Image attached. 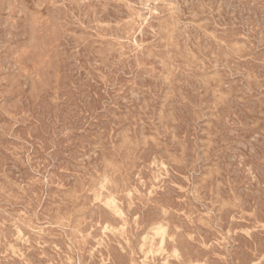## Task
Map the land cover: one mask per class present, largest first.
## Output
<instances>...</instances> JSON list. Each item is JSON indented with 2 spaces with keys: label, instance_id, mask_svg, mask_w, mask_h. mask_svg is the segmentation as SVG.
<instances>
[{
  "label": "rangeland",
  "instance_id": "rangeland-1",
  "mask_svg": "<svg viewBox=\"0 0 264 264\" xmlns=\"http://www.w3.org/2000/svg\"><path fill=\"white\" fill-rule=\"evenodd\" d=\"M65 1L69 2L70 5ZM135 2L139 6H137ZM66 3L68 4V6ZM125 13L128 14L129 17ZM211 13L212 15L213 14L214 15L212 16ZM182 14L184 15L182 16ZM97 15H99V18ZM139 15L141 16V18H139L140 17ZM117 21L118 22L120 21V23H118ZM114 22L115 23L117 22V23L115 24ZM109 24H111V26ZM105 25L108 27H106ZM104 27H106V31L108 33L105 31ZM200 28H201L200 31L196 30ZM184 31H186V33H184ZM132 32L135 33V35ZM140 32L142 33L139 34ZM126 34H128L129 37H127ZM191 34L193 36H191ZM206 34L209 37H206L207 36ZM116 35H118L119 37L118 36L116 37ZM124 36L127 38H125ZM221 37H223L224 39L223 38H222L223 40L220 39ZM126 44L129 47V49L126 46ZM159 44L161 46H159ZM157 47L159 48V50ZM111 48H114V49L111 50ZM161 48L164 50H162ZM167 50L169 51L167 52ZM128 51L129 52L132 51V53H129ZM162 51L164 52L161 53ZM144 54L146 57L144 56ZM118 55L119 56L121 55V57H119ZM204 56L206 57V59ZM123 57L127 59H124ZM120 60L122 61L119 62ZM146 60H148L149 62ZM123 61L126 63V66ZM138 63L140 64L138 65ZM263 63H264V0H243V1L242 0H161V1L160 0H155V1L154 0H144V1L143 0H140V1L139 0H132V1L131 0H86V1L84 0H80V1L79 0H59V1L58 0H0V149H1L0 152H2L0 154V179H1L0 181V208H1L0 215L1 213H5V214H2V216H4L5 218L0 216V228H1L0 230V240H1L0 241V244H1L0 245V251H1L0 252V260H1L0 264H11V263L18 264L19 262H21L20 264H45V263L46 264H58V263L59 264H67V263L68 264H90V263L92 264H105V263L106 264H118V263L119 264H134V263L136 264H152V263L153 264H165L166 263L167 264L168 261H169L168 264L169 263L170 264H174V263L175 264H183V263L185 264H188V263L189 264H199V263L200 264L201 263L202 264H215V262L216 264H219V263L220 264H244V263L249 264L250 262L251 264H258V263L263 264L264 263V238H263L264 237V234H263L264 233L263 231L264 222H262V220L264 221V218H263L264 217V205H263L264 204L263 202L264 201L263 199L264 198V175H263L264 174V69H263L264 64ZM256 64L257 66H255ZM227 66H229V68ZM250 67L251 69H248ZM141 68L142 69L144 68V69L142 70ZM166 68L168 70H165ZM114 69L116 72L114 71ZM220 69H223V70H220ZM225 71L226 72L228 71V72L225 73ZM177 73H180L181 75ZM186 73L187 75H185ZM190 76L192 79L190 78ZM64 77H67L68 80L67 78H64ZM139 77L140 79H138ZM141 78L143 82L141 81ZM68 82H71V83H68ZM129 82L131 83V85ZM65 85L66 87H63ZM185 85L186 87H184ZM45 86H46V89H45ZM189 88H191L190 89L191 91L189 90ZM61 89L62 90L64 89V91H62ZM147 89L148 90L150 89V90L148 91ZM47 90H50V92ZM66 91H70L71 93L66 92ZM193 92L194 93L199 92V93H196L195 95ZM69 93L70 95H68ZM100 93L102 94V96ZM123 93H126L127 96L126 94H123ZM89 95H92V96L90 97ZM154 95L158 98L154 97ZM100 97L101 98L104 97V98L101 99ZM46 98L48 100L47 101L48 103L46 102ZM136 98H137V102L135 100ZM97 99H99L100 101ZM73 100L76 103H74ZM95 100L97 103L94 102ZM192 100H194V102ZM49 102L51 103L49 104ZM129 102L130 103L133 102V103L130 104ZM23 103H24V106H23ZM92 103L94 107H92L93 106ZM175 103L178 106H176ZM182 104L187 105L186 107L188 109ZM95 107L97 108L95 109ZM126 107L128 108V110ZM177 109H179L180 113H178L179 111ZM171 110L173 111V113ZM110 111L112 112L110 113ZM220 112L221 114H219ZM127 116H129L130 118ZM138 117H139V120H138ZM18 119L21 120V123H20V120ZM181 120L182 122H180ZM43 122L45 124H43ZM220 122L221 123L223 122V123L221 124ZM40 123L42 124V126H39ZM138 123L140 125H138ZM143 124L144 126H142ZM139 127H141L142 129L141 128L139 129ZM33 128H36V129H33ZM162 132H163V135H162ZM118 133L120 136L121 135L122 136L120 137ZM20 136L23 138L21 139ZM116 136L118 137L116 138ZM38 137L40 138L36 140V138ZM5 139L8 141H6ZM25 139L26 140L28 139V140L25 141ZM13 141L16 143H13ZM32 142L33 144H31ZM45 143L47 145H45ZM150 144L152 146H149ZM1 146H3V148ZM127 147L129 148L130 151L128 150ZM38 148H39V151H37ZM147 149L148 150L151 149L150 150L151 152L148 151ZM155 149L156 150L158 149V150L156 151ZM26 152L27 153L29 152V153L27 154ZM108 152H111V153L108 154ZM159 152L161 154H159ZM40 153H41V156H40ZM149 154L150 155L152 154L151 157ZM32 155L35 157H33ZM16 157H18L19 159ZM100 157L102 159H100ZM86 158L88 160H86ZM243 159L245 162L243 161ZM41 160L43 161L41 162ZM125 160H128V161H125ZM249 161H251L252 163ZM158 163H161L159 164L161 165V167L157 165ZM12 164H14L12 166L14 169L11 167ZM138 164L140 165L137 166ZM44 165L45 167L46 166L47 167L45 168ZM63 165H66V166H63ZM247 165L249 168L247 167ZM175 166H177L178 168ZM77 167L78 168L80 167V168L77 169ZM8 168H10L11 170ZM40 169L41 171H38ZM143 169L144 170L147 169L146 170L147 172L144 171ZM81 170L82 171L85 170V172H82ZM114 170H117V171H114ZM156 170L160 172L158 173ZM182 171H185V173ZM154 172L156 173V175L153 174ZM69 173L71 174L69 175ZM97 173L100 174V177ZM106 175L108 177H106ZM114 175L116 176V178L114 177ZM146 175L150 178L146 177ZM259 176L261 177L259 178ZM56 178L57 179L60 178V179L57 180ZM104 178L105 179L107 178V179L104 180ZM164 178L166 179V181L168 180V182L164 181L165 180ZM115 179H117L119 182L116 181ZM147 179L148 180L150 179L151 181L150 180L148 181ZM2 180H3V183H2ZM22 181H23V184H22ZM72 181L74 182V184L72 183ZM136 181H137V184H136ZM171 181H173V183ZM41 183H44L45 187ZM256 183H257V186H256ZM224 184L226 185L224 186ZM115 185L116 186L118 185V187H116ZM74 186L77 187L76 189L78 190H76ZM90 187H92L91 191H89L91 189ZM203 187H206V188H203ZM115 188H119L120 191ZM212 189H214V191ZM257 189L259 191H257ZM107 191L111 193H108ZM179 193H180V197H179ZM254 193L256 195H254ZM166 194H167V197H166ZM214 194L215 196H213ZM27 195L28 197H26ZM226 195H228L229 197ZM86 196L88 197L86 198ZM193 197H195V199ZM68 198H69V201H68ZM139 198H141L142 201ZM153 198L155 200L156 199H159V200L155 201ZM149 199L151 200L150 202H149ZM111 200L115 201V205H112L110 203ZM252 200H254L252 202L253 204L251 203ZM165 202H166V205H165ZM185 202H187V204L189 205H187ZM132 203H135V204L132 205ZM125 205L128 207H126ZM136 206H138L139 208ZM40 207L42 208V210ZM193 207L195 209L197 208L196 211ZM94 209H96L95 212H94ZM97 209L99 210L97 211ZM168 209L170 210L166 212ZM118 210H120V212H118ZM154 210L157 214H155ZM156 210L159 212H157ZM89 211H91V213ZM231 211L234 212L235 215H233ZM227 212H228V215H227ZM86 213H87V216L84 215ZM148 214L149 215L151 214V215L149 216ZM171 214L173 215L175 214V215L173 216ZM46 215L47 216L49 215V216L47 217ZM145 215H147L146 217L148 219L145 217ZM118 216H119V219H118ZM227 216H228V219H227ZM126 217L127 219H125ZM143 217L146 219H144ZM63 218L66 220H64ZM84 218H87V219H84ZM114 218H117L119 221ZM224 218L227 220H225ZM173 219H174V222H173ZM18 220H20V222ZM146 220L147 221L149 220V221L147 222ZM179 220L181 221L182 224L179 222ZM131 221L133 224L130 223ZM139 221H141L142 223L141 222L139 223ZM183 221L184 222L186 221V222L184 223ZM222 221L224 223L226 222L227 225L226 224L223 225ZM2 223L4 226L2 225ZM169 223L170 224L172 223V226ZM178 223L181 225H179ZM19 224H20V227L22 226L21 228L19 227ZM246 224L247 225L249 224L250 226L249 225L247 226ZM43 225H45L46 227ZM212 225L215 227H213ZM9 226H10V229H9ZM23 226L26 227V229ZM158 226H162L163 229L157 230L156 228ZM194 226H196L197 229ZM222 226H224L225 228ZM5 228L8 231H6ZM184 228L185 229L188 228V230H184ZM64 230L65 232L63 234ZM219 230L223 233H221ZM16 231L18 234L15 233ZM188 231L189 232L191 231L190 234L188 233ZM9 232H11L12 234ZM91 232L93 233V235ZM182 232L184 233V236ZM32 233H34V235ZM94 233L96 235H94ZM107 233H110V235L111 234L112 235L110 236ZM191 233H193V235H191ZM8 234L9 235L11 234V236H7ZM136 234L137 236H135ZM219 234L220 235L222 234V235L220 236ZM66 236L69 239H66ZM131 236L133 239L131 238ZM21 237L22 238L24 237V239H22ZM31 237H32V240H31ZM142 237H143V240H141ZM8 238L14 244H10L11 242L9 241ZM59 238L62 240H60ZM179 238L181 239L179 240ZM100 239H101V242H100ZM122 239L125 242H123ZM206 239L208 241H205ZM229 239H231V242ZM37 240L39 241V244ZM196 240H198L200 243ZM246 242L248 243V245ZM21 243L23 245H21ZM83 243L85 245H83ZM100 243L103 244L104 246L101 245ZM2 246H5L6 248ZM15 247L17 250L15 249ZM182 247L184 249H182ZM32 248L34 249L32 250ZM109 248L111 249L109 250ZM192 248H195V250ZM240 248L241 249L243 248V249L241 250ZM22 249H26L27 251L23 252ZM35 249H37L39 252ZM48 249L50 250L48 251ZM124 249L127 254L124 251H122ZM127 249L129 251H127ZM166 249L167 250L169 249V250L167 251ZM179 249L181 250L179 251ZM221 249H222V252H218V251H221ZM79 250H81V252ZM101 250L102 251L104 250V251L102 252ZM188 250H190L191 253H189L190 251ZM36 251L38 254L35 253ZM114 251L117 253H115ZM10 252H12L13 255ZM121 252L123 253V255ZM206 252H209L210 254ZM253 252L256 253L257 256L253 255L254 254ZM119 253L121 255H119ZM141 253L142 255H140ZM199 253H202V255ZM203 253H204V256H203ZM18 254H19V257L17 256ZM53 255H56L55 258H53ZM177 255L179 256L177 257ZM186 255L188 258L186 257ZM122 256L123 257L126 256L127 258L126 257L123 258ZM208 256L209 258H207ZM112 257H115L116 260ZM171 257H173L174 259ZM199 257L202 260H200ZM150 258H151L150 260L151 263L149 262ZM159 258L160 259L162 258L160 261L161 263L159 262L160 260ZM185 258H187V260ZM219 258L222 260H220ZM23 259L25 262L22 261ZM43 259L47 261L45 260L43 261ZM37 260H39L40 262ZM122 260L124 261L122 262ZM238 260H241V261H238ZM2 261L3 262L5 261V263H3ZM237 261L240 263H238ZM229 262H232V263H229Z\"/></svg>",
  "mask_w": 264,
  "mask_h": 264
},
{
  "label": "bare ground",
  "instance_id": "bare-ground-1",
  "mask_svg": "<svg viewBox=\"0 0 264 264\" xmlns=\"http://www.w3.org/2000/svg\"><path fill=\"white\" fill-rule=\"evenodd\" d=\"M58 1H59V0H58ZM79 1H80V0H79ZM84 1H86V0H84ZM131 1H132V0H131ZM139 1H140V0H139ZM143 1H144V0H143ZM154 1H155V0H154ZM160 1H161V0H160ZM242 1H243V0H242ZM65 2H67V1H65ZM128 2H129V1H128ZM54 3H55V2H54ZM67 3L69 4V2H67ZM67 3H66V4H67ZM70 3H71V2H70ZM72 3H73V2H72ZM93 3H94V2H93ZM140 3H142V2H140ZM145 3H146V1H145ZM153 3H154V2H153ZM160 3H161V2H160ZM171 3H172V2H171ZM177 3H178V2H177ZM39 4H40V3H39ZM68 4H67V6H68ZM73 4H74V3H73ZM135 4H136V2H135ZM256 4H257V3H256ZM69 5H70V4H69ZM124 5H125V4H124ZM136 5H137V4H136ZM254 5H255V4H254ZM254 5H253V6H254ZM41 6H42V5H41ZM137 6H139V5H137ZM145 6H146V5H145ZM170 6H171V5H170ZM175 6H176V5H175ZM178 7H179V6H178ZM125 8H126V7H125ZM130 8H131V7H130ZM149 8H150V7H149ZM135 9H136V8H135ZM150 9H151V8H150ZM154 9H155V8H154ZM72 10H73V9H72ZM89 10H90V8H89ZM128 10H129V9H128ZM136 10H137V9H136ZM173 10H174V9H173ZM91 11H92V10H91ZM132 11H133V10H132ZM147 11H148V10H147ZM158 11H159V10H158ZM174 11H175V10H174ZM179 11H180V10H179ZM73 12H74V11H73ZM75 12H76V11H75ZM134 12H135V11H134ZM134 12H133V13H134ZM139 12H140V11H139ZM141 12H142V11H141ZM162 12H163V10H162ZM167 12H168V11H167ZM176 12H177V11H176ZM209 12H210V11H209ZM127 13H128V12H127ZM164 13H165V12H164ZM181 13H182V12H181ZM72 14H73V13H72ZM125 14H126V13H125ZM89 15H90V13H89ZM126 15L128 16V14H126ZM129 15H130V14H129ZM132 15H133V14H132ZM132 15H131V16H132ZM142 15H143V13H142ZM146 15H147V14H146ZM149 15H150V14H149ZM183 15H184V14H182V16H183ZM211 15H212V13H211ZM211 15H210V16H211ZM213 15H214V14H213ZM213 15H212V16H213ZM87 16H88V15H87ZM97 16H98V18H99V15H97ZM127 16H126V17H127ZM139 16H140V15H139ZM163 16H164V15H163ZM165 16H166V15H165ZM212 16H211V17H212ZM106 17H107V16H106ZM128 17H129V16H128ZM174 17H175V16H174ZM91 18H92V17H91ZM102 18H103V17H102ZM139 18H141V16H140ZM139 18H138V19H139ZM207 18H208V17H207ZM212 18H213V17H212ZM76 19H77V18H76ZM78 19H79V18H78ZM89 19H90V18H89ZM128 19H129V18H128ZM171 19H172V18H171ZM176 19H177V18H176ZM213 19H214V18H213ZM90 20H91V19H90ZM101 20H102V19H101ZM177 20H178V19H177ZM210 20H211V19H210ZM220 20H221V19H220ZM140 21H141V19H140ZM145 21H146V20H145ZM217 21H218V20H217ZM222 21H223V20H222ZM222 21H221V22H222ZM117 22H118V21H117ZM117 22H116V23H117ZM174 22H176V21H174ZM114 23H115V22H114ZM114 23H112V24H114ZM116 23H115V24H116ZM118 23H120V21H119ZM135 23H136V22H135ZM145 23H146V22H145ZM182 23H183V22H182ZM184 23H185V22H184ZM93 24H94V23H93ZM100 24H101V22H100ZM102 24H103V23H102ZM173 24H174V23H173ZM211 24H212V23H211ZM219 24H220V22H219ZM98 25H99V24H98ZM109 25L111 26V24H109ZM117 25H119V24H117ZM117 25H115V26H117ZM214 25H215V24H214ZM221 25H222V24H221ZM83 26H84V25H83ZM105 26H106V25H105ZM115 26H114V27H115ZM125 26H126V25H125ZM136 26H137V25H136ZM145 26H146V25H145ZM178 26H179V25H178ZM178 26H177V27H178ZM222 26H223V25H222ZM106 27H108V26H106ZM106 27H104V28H105V31H106ZM173 27H174V26H173ZM215 27H216V26H215ZM91 28H92V27H91ZM94 28H95V27H94ZM97 28H98V27H97ZM97 28H96V29H97ZM102 28H103V27H102ZM119 28H120V26H119ZM122 28H123V27H122ZM133 28H134V27H133ZM185 28H186V27H185ZM196 28H197V26H196ZM213 28H214V27H213ZM109 29H110V28H109ZM115 29H116V28H115ZM190 29H191V28H190ZM190 29H189V31H190ZM205 29H206V28H205ZM93 30H94V29H93ZM102 30H103V29H102ZM123 30H124V29H123ZM132 30H133V29H132ZM155 30H157V29H155ZM174 30H175V29H174ZM176 30H177V29H176ZM196 30H199V31H200L201 28H200V29H196ZM203 30H204V29H203ZM203 30H202V31H203ZM208 30H209V29H208ZM220 30H221V29H220ZM112 31H113V30H112ZM126 31H127V29H126ZM158 31H159V30H158ZM181 31H182V30H181ZM213 31H214V30H213ZM106 32H107V31H106ZM115 32H116V30H115ZM120 32H121V31H120ZM102 33H103V32H102ZM107 33H108V32H107ZM128 33H129V32H128ZM132 33H133V32H132ZM141 33H142V32H140L139 34H141ZM146 33H147V32H146ZM146 33H145V34H146ZM148 33H149V32H148ZM184 33H186V31H184ZM191 33H192V31H191ZM133 34L135 35V33H133ZM143 34H144V33H143ZM174 34H175V33H174ZM109 35H110V34H109ZM126 35H127V37H129L128 34H126ZM130 35H131V34H130ZM146 35H147V34H146ZM146 35H144V36H146ZM157 35H158V34H157ZM196 35H197V34H196ZM199 35H200V34H199ZM206 35H207V34H206ZM241 35H242V34H241ZM241 35H240V36H241ZM105 36H106V35H105ZM114 36H115V34H114ZM117 36H118V35H116V37H117ZM120 36H121V35H120ZM149 36H150V35H149ZM178 36H179V35H178ZM191 36H193V35L191 34ZM212 36H213V35H212ZM220 36H221V35H220ZM118 37H119V36H118ZM121 37H122V36H121ZM124 37H125V36H124ZM127 37H125V38H127ZM135 37H136V36H135ZM157 37H158V36H157ZM206 37H209V36L207 35ZM245 37H246V36H245ZM106 38H107V37H106ZM130 38H131V37H130ZM150 38H151V37H150ZM186 38H187V37H186ZM222 38H223V37H221L220 39H222ZM120 39H121V38H120ZM120 39H119V40H120ZM140 39H141V38H140ZM151 39H152V38H151ZM182 39H183V38H182ZM192 39H193V38H192ZM223 39H224V38H223ZM223 39H222V40H223ZM135 40H136V39H135ZM175 40H176V39H175ZM217 40H218V39H217ZM111 41H112V40H111ZM138 41H140V40H138ZM198 41H200V40H198ZM103 42H105V41H103ZM119 42H120V41H119ZM135 42H136V41H135ZM222 42H223V41H222ZM222 42H221V43H222ZM111 43H112V42H111ZM116 43H117V42H116ZM120 43H121V42H120ZM120 43H119V44H120ZM122 43H123V42H122ZM127 43H128V42H127ZM143 43H144V42H143ZM183 43H184V42H183ZM207 43H208V42H207ZM214 43H215V42H214ZM226 43H227V42H226ZM228 43H229V41H228ZM139 44H140V43H139ZM201 44H202V43H201ZM208 44H209V43H208ZM131 45H132V44H131ZM184 45H185V44H184ZM186 45H187V43H186ZM191 45H192V44H191ZM196 45H197V44H196ZM221 45H222V44H221ZM109 46H110V45H109ZM126 46H127V44H126ZM156 46H157V45H156ZM159 46H161V45L159 44ZM244 46H245V45H244ZM119 47H120V46H119ZM124 47H125V46H124ZM127 47H128V46H127ZM162 47H163V45H162ZM169 47H171V46H169ZM172 47H173V45H172ZM176 47H178V46H176ZM200 47H201V46H200ZM140 48H141V47H140ZM154 48H155V46H154ZM157 48H158V47H157ZM165 48H166V47H165ZM216 48H217V47H216ZM104 49H106V48H104ZM113 49H114V48H111V50H113ZM128 49H129V47H128ZM161 49H162V48H161ZM228 49H229V47H228ZM158 50H159V48H158ZM162 50H164V49H162ZM165 50H166V49H165ZM188 50H189V49H188ZM197 50H198V49H197ZM105 51H106V50H105ZM122 51H123V50H122ZM168 51H169V50H167V52H168ZM112 52H114V51H112ZM125 52H126V51H125ZM128 52H129V51H128ZM138 52H139V51H138ZM146 52H147V51H146ZM163 52H164V51H162L161 53H163ZM194 52H195V50H194ZM204 52H205V51H204ZM215 52H216V51H215ZM228 52H229V51H228ZM230 52H231V51H230ZM129 53H132V51L129 52ZM155 53H156V52H155ZM186 53H187V52H186ZM191 53H192V51H191ZM141 54H142V53H141ZM170 54H171V52H170ZM183 54H184V53H183ZM193 54H194V53H193ZM193 54H192V55H193ZM196 54H197V53H196ZM204 54H205V53H204ZM228 54H230V53H228ZM111 55H112V54H111ZM121 55H122V54H121ZM121 55H120V56L118 55V56L121 57ZM142 55H143V54H142ZM148 55H149V54H148ZM154 55H155V54H154ZM160 55H161V54H160ZM232 55H233V54H232ZM144 56H145V54H144ZM149 56H150V55H149ZM149 56H148V57H149ZM158 56H159V54H158ZM164 56H165V55H164ZM166 56H167V55H166ZM171 56H172V55H171ZM195 56H196V55H195ZM236 56H237V55H236ZM112 57H113V56H112ZM126 57H127V56H126ZM138 57H139V56H138ZM142 57H143V56H142ZM145 57H146V56H145ZM151 57H152V55H151ZM162 57H163V55H162ZM204 57H205V56H204ZM116 58H117V57H116ZM123 58H124V59H127V58H125V57H123ZM139 58H140V57H139ZM159 58H160V57H159ZM165 58H166V57H165ZM218 58H219V57H218ZM141 59H142V58H141ZM150 59H151V58H150ZM166 59H167V58H166ZM205 59H206V57H205ZM228 59H229V58H228ZM155 60H156V59H155ZM171 60H172V59H171ZM218 60H219V59H218ZM232 60H233V59H232ZM243 60H245V59H243ZM249 60H250V59H249ZM251 60H252V59H251ZM121 61H122V60H120L119 62H121ZM124 61H125V60H124ZM124 61H123V62H124ZM126 61H128V60H126ZM130 61H131V60H130ZM132 61H133V60H132ZM146 61H148V60H146ZM153 61H154V59H153ZM157 61H158V60H157ZM157 61H156V62H157ZM164 61H165V60H164ZM230 61H231V60H230ZM240 61H241V60H240ZM252 61H253V60H252ZM117 62H118V61H117ZM117 62H116V63H117ZM119 62H118V63H119ZM135 62H136V61H135ZM138 62H139V61H138ZM148 62H149V61H148ZM167 62H168V61H167ZM178 62H179V61H178ZM202 62H203V61H202ZM244 62H245V61H244ZM244 62H243V63H244ZM116 63H115V65H116ZM118 63H117V64H118ZM124 63H125V62H124ZM152 63H153V62H152ZM164 63H165V62H164ZM182 63H183V62H182ZM122 64H123V63H122ZM133 64H134V63H133ZM139 64H140V63H138V65H139ZM157 64H158V63H157ZM166 64H167V63H166ZM180 64H181V63H180ZM253 64H254V63H253ZM258 64H259V63H258ZM263 64H264V63H263ZM108 65H109V64H108ZM118 65H119V64H118ZM123 65H124V64H123ZM129 65H130V63H129ZM134 65H135V64H134ZM154 65H155V64H154ZM158 65H159V64H158ZM175 65H176V64H175ZM175 65H174V66H175ZM181 65H182V64H181ZM251 65H252V64H251ZM125 66H126V63H125ZM160 66H161V65H160ZM167 66H168V65H167ZM178 66H179V65H178ZM178 66H177V67H178ZM199 66H200V65H199ZM202 66H203V65H202ZM255 66H257V64H256ZM136 67H137V66H136ZM139 67H140V66H139ZM142 67H143V66H142ZM161 67H162V66H161ZM172 67H173V66H172ZM182 67H184V66H182ZM227 67L229 68V66H227ZM227 67H226V68H227ZM247 67H248V66H247ZM95 68H96V67H95ZM111 68H112V67H111ZM116 68H118V67H116ZM146 68H147V67H146ZM162 68H163V67H162ZM180 68H181V67H180ZM184 68H186V67H184ZM203 68H204V67H203ZM232 68H233V67H232ZM101 69H102V68H101ZM103 69H104V68H103ZM136 69H137V68H136ZM141 69H142V68H141ZM143 69H144V68H143ZM143 69H142V70H143ZM148 69H149V68H148ZM160 69H161V68H160ZM204 69H205V68H204ZM224 69H225V68H224ZM246 69H247V68H246ZM246 69H245V70H246ZM248 69H251V67L248 68ZM263 69H264V68H263ZM105 70H106V69H105ZM129 70H130V69H129ZM134 70H135V69H134ZM165 70H168V69L166 68ZM178 70H179V69H178ZM220 70H223V69H220ZM230 70H231V69H230ZM64 71H65V70H64ZM109 71H110V70H109ZM114 71H115V69H114ZM131 71H132V70H131ZM157 71H158V70H157ZM200 71H201V70H200ZM250 71H251V70H250ZM60 72H61V71H60ZM95 72H96V71H95ZM112 72H113V71H112ZM115 72H116V71H115ZM137 72H138V71H137ZM141 72H142V71H141ZM166 72H167V71H166ZM179 72H180V71H179ZM183 72H184V71H183ZM227 72H228V71H227ZM227 72L225 71V73H227ZM229 72H230V71H229ZM256 72H257V71H256ZM259 72H260V71H259ZM261 72H263V71H261ZM110 73H111V72H110ZM113 73H114V72H113ZM127 73H128V72H127ZM131 73H132V72H131ZM156 73H157V72H156ZM168 73H169V72H168ZM212 73H213V71H212ZM61 74H62V73H61ZM66 74H67V73H66ZM97 74H98V73H97ZM108 74H109V73H108ZM134 74H136V73H134ZM139 74H141V73H139ZM143 74H144V73H143ZM165 74H166V73H165ZM177 74H180V73H177ZM183 74H184V73H183ZM188 74H189V73H188ZM205 74H207V73H205ZM137 75H138V74H137ZM168 75H169V74H168ZM168 75H167V76H168ZM180 75H181V74H180ZM180 75H179V76H180ZM185 75H187V73H186ZM210 75H211V74H210ZM62 76H63V75H62ZM62 76H61V77H62ZM128 76H129V75H128ZM138 76H139V75H138ZM143 76H144V75H143ZM183 76H184V75H183ZM191 76H192V75H191ZM191 76H190V78H191ZM92 77H93V76H92ZM98 77H99V76H98ZM176 77H177V76H176ZM181 77H182V76H181ZM195 77H196V76H195ZM199 77H200V76H199ZM64 78H67V77H64ZM95 78H96V76H95ZM111 78H112V77H111ZM111 78H110V79H111ZM144 78H145V77H144ZM193 78H194V77H193ZM202 78H203V77H202ZM257 78H258V77H257ZM26 79H27V78H26ZM90 79H91V78H90ZM97 79H98V78H97ZM110 79H109V80H110ZM125 79H126V78H125ZM135 79H136V78H135ZM138 79H140V77H139ZM176 79H177V78H176ZM178 79H179V78H178ZM188 79H189V78H188ZM188 79H187V80H188ZM191 79H192V78H191ZM67 80H68V78H67ZM88 80H89V79H88ZM151 80H152V79H151ZM197 80H199V79H197ZM207 80H208V78H207ZM112 81H113V80H112ZM132 81H133V80H132ZM141 81H142V78H141ZM178 81H179V80H178ZM180 81H181V80H180ZM200 81H201V80H200ZM142 82H143V81H142ZM145 82H146V81H145ZM202 82H203V81H202ZM224 82H225V81H224ZM48 83H49V82H48ZM68 83H71V82H68ZM106 83H108V82H106ZM118 83H119V82H118ZM125 83H126V82H125ZM129 83H130V82H129ZM154 83H155V81H154ZM177 83H178V82H177ZM182 83H183V82H182ZM184 83H185V82H184ZM189 83H190V82H189ZM204 83H205V82H204ZM206 83H207V82H206ZM91 84H92V83H91ZM91 84H90V86H91ZM95 84H96V83H95ZM126 84H127V83H126ZM162 84H163V82H162ZM195 84H196V83H195ZM50 85H52V84H50ZM61 85H62V84H61ZM63 85H64V84H63ZM92 85H93V84H92ZM96 85H97V84H96ZM130 85H131V83H130ZM183 85H184V84H183ZM187 85H188V84H187ZM196 85H197V84H196ZM70 86H71V85H70ZM73 86H74V85H73ZM142 86H143V85H142ZM153 86H155V85H153ZM179 86H180V85H179ZM198 86H199V85H198ZM59 87H61V86H59ZM63 87H66V85L63 86ZM63 87H62V88H63ZM93 87H94V86H93ZM124 87H125V86H124ZM129 87H130V86H129ZM184 87H186V85H185ZM192 87H193V86H192ZM194 87H195V86H194ZM121 88H122V87H121ZM134 88H135V87H134ZM147 88H148V87H147ZM154 88H155V87H154ZM157 88H158V87H157ZM181 88H182V87H181ZM45 89H46V86H45ZM73 89H74V88H73ZM92 89H93V88H92ZM97 89H98V87H97ZM105 89H106V88H105ZM142 89H143V87H142ZM151 89H153V88H151ZM169 89H170V88H169ZM187 89H188V88H187ZM190 89H191V88H189V90H190ZM198 89H199V88H198ZM198 89H197V90H198ZM228 89H229V88H228ZM61 90H62V89H61ZM147 90H148V89H147ZM149 90H150V89H149ZM149 90H148V91H149ZM167 90H168V89H167ZM199 90H200V89H199ZM47 91L50 92V90H47ZM62 91H64V89H63ZM78 91H79V90H78ZM90 91H91V90H90ZM102 91H103V90H102ZM104 91H105V90H104ZM126 91H127V90H126ZM156 91H157V90H156ZM156 91H155V93H156ZM168 91H169V90H168ZM181 91H182V90H181ZM190 91H191V90H190ZM66 92H70V91H66ZM95 92H96V91H95ZM120 92H121V91H120ZM199 92H200V91H199ZM199 92H195V93L193 92V93L196 95V93H199ZM43 93H44V92H43ZM61 93H62V92H61ZM64 93H65V92H64ZM64 93H63V94H64ZM70 93H71V92H70ZM70 93H69L68 95H70ZM73 93H74V92H73ZM93 93H94V92H93ZM103 93H104V92H103ZM159 93H160V92H159ZM185 93H186V92H185ZM230 93H231V92H230ZM47 94H48V93H47ZM66 94H67V93H66ZM98 94H99V93H98ZM98 94H97V95H98ZM100 94H101V93H100ZM123 94H126V93H123ZM130 94H131V93H130ZM142 94H143V93H142ZM145 94H146V92H145ZM147 94H148V93H147ZM97 95H96V96H97ZM103 95H104V94H103ZM148 95H149V94H148ZM151 95H152V94H151ZM155 95H156V94H155ZM155 95H154V97H156ZM158 95H159V94H158ZM174 95H175V94H174ZM185 95H186V94H185ZM197 95H198V94H197ZM230 95H231V94H230ZM55 96H56V95H55ZM89 96L91 97L92 95H89ZM94 96H95V95H94ZM101 96H102V94H101ZM126 96H127V94H126ZM140 96H141V95H140ZM179 96H180V95H179ZM198 96H199V95H198ZM59 97H60V96H59ZM71 97H72V96H71ZM75 97H76V96H75ZM81 97H82V96H81ZM98 97H99V96H98ZM104 97H106V96H104ZM104 97H103V98H104ZM114 97H115V96H114ZM130 97H131V96H130ZM142 97H143V96H142ZM147 97H148V96H147ZM149 97H150V96H149ZM154 97H153V98H154ZM176 97H177V96H176ZM200 97H201V96H200ZM62 98H63V97H62ZM69 98H70V96H69ZM77 98H78V97H77ZM100 98H101V97H100ZM103 98H101V99H103ZM156 98H158V97H156ZM191 98H192V97H191ZM213 98H214V97H213ZM93 99H94V98H93ZM113 99H114V98H113ZM113 99H112V100H113ZM116 99H117V98H116ZM131 99H132V98H131ZM138 99H139V98H138ZM143 99H144V98H143ZM185 99H186V98H185ZM229 99H230V98H229ZM65 100H66V99H65ZM67 100H68V99H67ZM81 100H82V99H81ZM97 100H99V99H97ZM135 100H136V102H137V98H136ZM155 100H156V99H155ZM211 100H212V98H211ZM47 101H48V100H47V98H46V102H47ZM99 101H100V100H99ZM121 101H122V100H121ZM127 101H128V100H127ZM146 101H147V100H146ZM153 101H154V99H153ZM183 101H185V100H183ZM192 101L194 102V100H192ZM196 101H197V100H196ZM233 101H234V100H233ZM246 101H247V100H246ZM29 102H30V101H29ZM44 102H45V101H44ZM46 102H45V103H46ZM69 102H70V101H69ZM73 102H74V100H73ZM87 102H88V101H87ZM94 102L97 103L96 100H95ZM94 102H93V103H94ZM116 102H117V101H116ZM130 102H131V101H130ZM130 102H129V103H130ZM148 102H149V101H148ZM176 102H177V101H176ZM179 102H180V101H179ZM193 102H192V103H193ZM24 103H25V102H24ZM24 103H23V106H24ZM47 103H48V102H47ZM50 103H51V102H49V104H50ZM64 103H65V102H64ZM74 103H76V102H74ZM74 103H72V104H74ZM93 103H92V105H93ZM95 103H94V104H95ZM126 103H127V102H126ZM132 103H133V102H132ZM132 103H130V104H132ZM152 103H153V102H152ZM163 103H165V102H163ZM197 103H198V102H197ZM67 104H69V103H67ZM86 104H87V103H86ZM186 104H187V103H186ZM228 104H229V103H228ZM243 104H244V103H243ZM25 105H26V104H25ZM88 105H89V104H88ZM88 105H87V107H88ZM92 105H91V106H92ZM112 105H113V104H112ZM135 105H136V104H135ZM150 105H151V104H150ZM155 105H156V104H155ZM175 105H176V103H175ZM182 105H184L185 107L187 106V105H185V104H182ZM222 105H223V104H222ZM232 105H233V104H232ZM46 106H47V104H46ZM49 106H50V105H49ZM77 106H78V105H77ZM85 106H86V105H85ZM99 106H101V105H99ZM123 106H124V105H123ZM132 106H133V105H132ZM132 106H131V107H132ZM176 106H178V105H176ZM223 106H224V105H223ZM237 106H238V105H237ZM27 107H28V106H27ZM50 107H51V106H50ZM87 107H86V108H87ZM92 107H94V105H93ZM116 107H117V106H116ZM119 107H120V106H119ZM131 107H129V108H131ZM134 107H135V106H134ZM134 107H133V108H134ZM146 107H147V106H146ZM170 107H171V106H170ZM180 107H181V106H180ZM180 107H179V108H180ZM182 107H183V106H182ZM185 107H184V108H185ZM221 107H222V106H221ZM23 108H24V107H23ZM74 108H75V107H74ZM82 108H83V107H82ZM96 108H97V107H95V109H96ZM110 108H111V107H110ZM117 108H118V107H117ZM126 108H127V107H126ZM186 108H187V107H186ZM227 108H228V107H227ZM75 109H76V108H75ZM108 109H109V108H108ZM115 109H116V108H115ZM136 109H137V108H136ZM136 109H135V111H136ZM161 109H162V108H161ZM163 109H164V108H163ZM175 109H176V108H175ZM175 109H174V110H175ZM187 109H188V108H187ZM201 109H202V108H201ZM229 109H230V108H229ZM236 109H237V108H236ZM240 109H241V108H240ZM244 109H245V108H244ZM249 109H250V108H249ZM78 110H79V109H78ZM88 110H89V109H88ZM90 110H91V109H90ZM127 110H128V108H127ZM147 110H148V109H147ZM177 110L179 111V109H177ZM177 110H176V111H177ZM184 110H185V109H184ZM17 111H18V110H17ZM20 111H21V110H20ZM85 111H86V110H85ZM92 111H93V110H92ZM118 111H119V110H118ZM120 111H121V110H120ZM123 111H124V110H123ZM171 111H172V110H171ZM187 111H188V110H187ZM220 111H221V110H220ZM227 111H228V110H227ZM230 111H231V110H230ZM232 111H233V110H232ZM28 112H29V111H28ZM31 112H32V111H31ZM76 112H78V111H76ZM93 112H94V111H93ZM111 112H112V111H110V113H111ZM125 112H126V111H125ZM129 112H130V111H129ZM140 112H141V111H140ZM142 112H143V111H142ZM222 112H223V111H222ZM224 112H225V111H224ZM20 113H21V112H20ZM26 113H27V112H26ZM74 113H75V112H74ZM86 113H87V112H86ZM131 113H132V112H131ZM172 113H173V111H172ZM174 113H175V112H174ZM178 113H180V111H179ZM188 113H189V112H188ZM191 113H192V112H191ZM226 113H227V112H226ZM28 114H29V113H28ZM78 114H79V113H78ZM107 114H108V113H107ZM122 114H123V113H122ZM141 114H142V113H141ZM146 114H147V113H146ZM192 114H193V113H192ZM219 114H221V112H220ZM87 115H88V114H87ZM118 115H119V114H118ZM131 115H132V114H131ZM174 115H175V114H174ZM179 115H180V114H179ZM185 115H186V114H185ZM187 115H188V114H187ZM215 115H216V114H215ZM223 115H224V114H223ZM226 115H227V114H226ZM233 115H234V114H233ZM27 116H28V115H27ZM105 116H107V115H105ZM110 116H111V115H110ZM140 116H141V115H140ZM140 116H139V117H140ZM148 116H149V114H148ZM175 116H176V115H175ZM220 116H221V115H220ZM229 116H230V115H229ZM231 116H232V115H231ZM23 117H24V116H23ZM23 117H22V118H23ZM36 117H37V116H36ZM108 117H109V116H108ZM115 117H116V116H115ZM118 117H119V116H118ZM127 117H129V116H127ZM139 117H138V120H139ZM142 117H143V116H142ZM145 117H146V116H145ZM155 117H156V116H155ZM236 117H237V116H236ZM242 117H243V116H242ZM22 118H21V119H22ZM24 118H25V117H24ZM26 118H27V117H26ZM84 118H85V117H84ZM110 118H111V117H110ZM125 118H126V117H125ZM129 118H130V117H129ZM143 118H144V117H143ZM190 118H192V117H190ZM223 118H224V117H223ZM223 118H222V119H223ZM39 119H40V118H39ZM108 119H109V118H108ZM118 119H119V118H118ZM176 119H177V118H176ZM181 119H182V118H181ZM185 119H186V118H185ZM234 119H235V118H234ZM18 120H20V119H18ZM25 120H26V119H25ZM25 120H24V121H25ZM122 120H123V119H122ZM141 120H142V119H141ZM141 120H140V121H141ZM155 120H156V119H155ZM163 120H164V119H163ZM179 120H180V119H179ZM220 120H221V119H220ZM237 120H238V119H237ZM237 120H236V121H237ZM35 121H36V120H35ZM39 121H40V120H39ZM43 121H44V120H43ZM130 121H131V120H130ZM148 121H150V120H148ZM168 121H169V120H168ZM168 121H167V122H168ZM183 121H184V120H183ZM226 121H228V120H226ZM226 121H225V122H226ZM238 121H239V120H238ZM241 121H243V120H241ZM37 122H38V121H37ZM41 122H42V121H41ZM108 122H109V121H108ZM114 122H115V121H114ZM123 122H124V121H123ZM131 122H132V121H131ZM144 122H145V121H144ZM152 122H153V121H152ZM156 122H157V121H156ZM156 122H155V123H156ZM177 122H178V121H177ZM180 122H182V120H181ZM194 122H195V121H194ZM196 122H197V121H196ZM20 123H21V120H20ZM28 123H29V122H28ZM32 123H33V122H32ZM142 123H143V121H142ZM214 123H215V122H214ZM220 123H221V122H220ZM222 123H223V122H222ZM222 123H221V124H222ZM229 123H230V122H229ZM238 123H239V122H238ZM23 124H24V123H23ZM43 124H45V123L43 122ZM108 124H109V123H108ZM108 124H107V125H108ZM111 124H112V123H111ZM124 124H125V123H124ZM128 124H129V123H128ZM128 124H127V125H128ZM145 124H146V123H145ZM159 124H160V123H159ZM177 124H178V123H177ZM181 124H182V123H181ZM28 125H29V124H28ZM127 125H126V126H127ZM138 125H140V124L138 123ZM148 125H149V124H148ZM148 125H147V126H148ZM152 125H153V124H152ZM162 125H163V124H162ZM174 125H175V124H174ZM189 125H190V124H189ZM215 125H216V124H215ZM227 125H228V124H227ZM237 125H238V124H237ZM251 125H253V124H251ZM35 126H36V125H35ZM37 126H38V125H37ZM39 126H42V124L40 123ZM43 126H44V125H43ZM46 126H47V125H46ZM103 126H104V125H103ZM119 126H120V125H119ZM142 126H144V124H143ZM142 126H141V127H142ZM160 126H161V125H160ZM178 126H179V125H178ZM220 126H221V125H220ZM21 127H22V126H21ZM28 127H29V126H28ZM28 127H27V128H28ZM113 127H114V126H113ZM116 127H117V126H116ZM128 127H129V126H128ZM130 127H131V125H130ZM130 127H129V128H130ZM141 127H139V129H140ZM150 127H152V126H150ZM180 127H181V126H180ZM194 127H195V125H194ZM194 127H193V129H194ZM228 127H229V126H228ZM232 127H233V126H232ZM36 128H37V127H36ZM36 128H33V129H36ZM41 128H42V127H41ZM43 128H45V127H43ZM110 128H111V127H110ZM121 128H122V127H121ZM161 128H162V127H161ZM173 128H175V127H173ZM210 128H211V127H210ZM220 128H221V127H220ZM226 128H227V127H226ZM21 129H22V128H21ZM21 129H20V130H21ZM23 129H24V128H23ZM104 129H105V128H104ZM123 129H124V128H123ZM126 129H127V128H126ZM141 129H142V128H141ZM162 129H163V128H162ZM162 129H161V130H162ZM178 129H179V127H178ZM211 129H212V128H211ZM222 129H223V128H222ZM31 130H32V128H31ZM38 130H39V129H38ZM44 130H45V129H44ZM145 130H146V129H145ZM176 130H177V129H176ZM191 130H192V129H191ZM218 130H219V129H218ZM227 130H228V129H227ZM122 131H123V130H122ZM130 131H131V130H130ZM141 131H142V130H141ZM167 131H168V130H167ZM210 131H211V130H210ZM220 131H221V130H220ZM261 131H262V130H261ZM24 132H25V131H24ZM29 132H30V131H29ZM109 132H110V131H109ZM116 132H117V131H116ZM128 132H129V131H128ZM132 132H133V131H132ZM132 132H131V133H132ZM136 132H137V131H136ZM160 132H161V131H160ZM174 132H175V131H174ZM182 132H183V131H182ZM185 132H186V131H185ZM228 132H229V131H228ZM256 132H257V131H256ZM26 133H27V131H26ZM26 133H25V134H26ZM104 133H105V132H104ZM107 133H108V131H107ZM111 133H112V132H111ZM138 133H139V132H138ZM141 133H142V132H141ZM152 133H153V132H152ZM188 133H189V132H188ZM217 133H218V132H217ZM32 134H33V133H32ZM35 134H36V133H35ZM129 134H130V133H129ZM129 134H128V135H129ZM132 134H133V133H132ZM164 134H165V133H164ZM186 134H187V133H186ZM226 134H227V133H226ZM21 135H23V134H21ZM30 135H31V134H30ZM42 135H44V134H42ZM118 135H119V133H118ZM123 135H124V133H123ZM136 135H137V134H136ZM162 135H163V132H162ZM189 135H190V134H189ZM37 136H38V135H37ZM46 136H47V135H46ZM119 136H120V135H119ZM121 136H122V135H121ZM121 136H120V137H121ZM129 136H130V135H129ZM139 136H140V135H139ZM141 136H142V135H141ZM143 136H144V135H143ZM164 136H166V135H164ZM226 136H227V135H226ZM18 137H19V136H18ZM20 137H21V136H20ZM27 137H28V136H27ZM35 137H36V136H35ZM117 137H118V136H116V138H117ZM133 137H134V136H133ZM176 137H177V136H176ZM259 137H260V136H259ZM22 138H23V137H21V139H22ZM28 138H29V137H28ZM32 138H33V136H32ZM39 138H40V137L36 138V140L39 139ZM105 138H106V137H105ZM113 138H114V137H113ZM113 138H112V140H113ZM129 138H130V137H129ZM141 138H142V137H141ZM191 138H192V137H191ZM235 138H236V137H235ZM260 138H261V137H260ZM21 139H19V140H21ZM29 139H30V138H29ZM41 139H42V137H41ZM45 139H46V137H45ZM108 139H109V138H108ZM240 139H241V138H240ZM5 140H6V139H5ZM17 140H18V139H17ZM27 140H28V139H27ZM27 140L25 139V141H27ZM43 140H44V139H43ZM112 140H111V141H112ZM191 140H192V139H191ZM6 141H8V140H6ZM15 141H16V140H15ZM22 141H23V140H22ZM41 141H42V140H41ZM115 141H116V140H115ZM161 141H162V140H161ZM163 141H164V140H163ZM193 141H194V140H193ZM11 142H12V141H11ZM11 142H10V143H11ZM28 142H29V141H28ZM36 142H37V141H36ZM118 142H119V141H118ZM252 142H253V141H252ZM13 143H16V142L13 141ZM41 143H42V142H41ZM46 143H47V142H46ZM46 143H45V145H47ZM152 143H153V142H152ZM188 143H189V142H188ZM31 144H33V142H32ZM36 144H37V143H36ZM39 144H40V143H39ZM256 144H257V143H256ZM4 145H5V144H4ZM12 145H13V144H12ZM17 145H18V144H17ZM19 145H20V144H19ZM42 145H43V144H42ZM141 145H142V144H141ZM234 145H236V144H234ZM6 146H8V145H6ZM127 146H128V145H127ZM133 146H134V145H133ZM149 146H152V145L150 144ZM237 146H238V145H237ZM258 146H259V145H258ZM1 147L3 148V146H1ZM19 147H20V146H19ZM228 147H230V146H228ZM234 147H235V146H234ZM248 147H249V145H248ZM248 147H247V148H248ZM127 148H128V147H127ZM146 148H147V147H146ZM150 148H151V147H150ZM154 148H155V147H154ZM161 149H162V148H161ZM243 149H244V148H243ZM0 150H1V149H0ZM6 150H7V149H6ZM43 150H44V149H43ZM116 150H117V148H116ZM128 150H129V148H128ZM147 150H148V149H147ZM150 150H151V149H150ZM150 150H148V151H150ZM153 150H154V149H153ZM155 150H156V149H155ZM157 150H158V149H157ZM157 150H156V151H157ZM245 150H246V149H245ZM247 150H248V149H247ZM20 151H21V150H20ZM34 151H35V150H34ZM37 151H39V148H38ZM129 151H130V150H129ZM143 151H144V150H143ZM156 151H154V152H156ZM9 152H10V151H9ZM13 152H14V151H13ZM32 152H33V151H32ZM45 152H46V151H45ZM117 152H118V151H117ZM141 152H142V151H141ZM144 152H145V151H144ZM150 152H151V151H150ZM161 152H162V151H161ZM170 152H171V151H170ZM1 153H2V152H0V154H1ZM26 153H27V152H26ZM28 153H29V152H28ZM28 153H27V154H28ZM42 153H43V152H42ZM109 153H111V152H108V154H109ZM152 153H153V152H152ZM162 153H163V152H162ZM164 153H165V152H164ZM235 153H236V151H235ZM22 154H23V153H22ZM30 154H32V153H30ZM33 154H34V153H33ZM35 154H36V153H35ZM97 154H98V153H97ZM97 154H96V156H97ZM101 154H102V153H101ZM104 154H105V153H104ZM124 154H125V153H124ZM141 154H142V153H141ZM143 154H144V153H143ZM157 154H158V153H157ZM159 154H161V153L159 152ZM10 155H11V154H10ZM10 155H9V156H10ZM12 155H13V154H12ZM14 155H16V154H14ZM18 155H20V154H18ZM18 155H17V156H18ZM45 155H47V154H45ZM45 155H44V156H45ZM145 155H146V153H145ZM149 155H150V154H149ZM151 155H152V154H151ZM151 155H150V157H151ZM163 155H164V154H163ZM236 155H238V154H236ZM243 155H244V154H243ZM260 155H261V154H260ZM32 156H33V155H32ZM40 156H41V153H40ZM44 156H43V157H44ZM121 156H122V154H121ZM147 156H148V155H147ZM165 156H166V154H165ZM165 156H164V157H165ZM220 156H221V155H220ZM220 156H219V157H220ZM225 156H226V155H225ZM248 156H249V155H248ZM30 157H31V156H30ZM33 157H35V156H33ZM104 157H105V156H104ZM115 157H116V156H115ZM139 157H140V156H139ZM143 157H144V156H143ZM148 157H149V156H148ZM152 157H154V156H152ZM156 157H157V156H156ZM221 157H222V156H221ZM9 158H11V157H9ZM9 158H8V160H9ZM16 158H18V157H16ZM41 158H42V157H41ZM44 158H45V157H44ZM122 158H123V157H122ZM144 158H145V157H144ZM157 158H158V157H157ZM162 158H163V157H162ZM162 158H161V159H162ZM166 158H167V156H166ZM252 158H254V157H252ZM18 159H19V158H18ZM47 159H48V158H47ZM100 159H102V158L100 157ZM100 159H99V160H100ZM152 159H153V158H152ZM235 159H236V158H235ZM238 159H239V158H238ZM241 159H242V158H241ZM245 159H246V158H245ZM255 159H256V158H255ZM32 160H33V159H32ZM35 160H36V159H35ZM37 160H38V159H37ZM43 160H44V159H43ZM43 160H41V162H42ZM86 160H88V159L86 158ZM118 160H119V159H118ZM122 160H123V159H122ZM150 160H151V159H150ZM150 160H149V161H150ZM163 160H165V159H163ZM163 160H162V161H163ZM166 160H167V159H166ZM198 160H199V159H198ZM249 160H251V159H249ZM46 161H47V160H46ZM83 161H84V160H83ZM125 161H128V160H125ZM147 161H148V160H147ZM151 161H152V160H151ZM151 161H150V162H151ZM219 161H220V160H219ZM236 161H237V160H236ZM243 161H244V159H243ZM8 162H9V161H8ZM8 162H7V163H8ZM27 162H28V161H27ZM35 162H36V161H35ZM41 162H39V163H41ZM47 162H48V161H47ZM100 162H101V161H100ZM110 162H111V161H110ZM142 162H143V161H142ZM152 162H153V161H152ZM154 162H155V161H154ZM158 162H159V161H158ZM167 162H168V161H167ZM167 162H166V163H167ZM195 162H196V161H195ZM244 162H245V161H244ZM249 162H251V161H249ZM253 162H254V161H253ZM3 163H4V162H3ZM3 163H2V164H3ZM30 163H31V162H30ZM126 163H127V162H126ZM136 163H138V162H136ZM162 163H163V162H162ZM168 163H169V162H168ZM235 163H236V162H235ZM235 163H234V164H235ZM251 163H252V162H251ZM20 164H21V162H20ZM28 164H29V163H28ZM28 164H27V165H28ZM47 164H48V163H47ZM85 164H86V163H85ZM98 164H99V163H98ZM128 164H129V163H128ZM146 164H147V163H146ZM146 164H145V165H146ZM152 164H153V163H152ZM159 164H161V163H158L157 165H159ZM163 164H164V163H163ZM194 164H195V163H194ZM198 164H199V163H198ZM223 164H224V163H223ZM231 164H232V163H231ZM237 164H238V163H237ZM239 164H240V163H239ZM262 164H263V163H262ZM7 165H8V164H7ZM13 165H14V164H12L11 167H12ZM24 165H25V164H24ZM27 165H26V166H27ZM33 165H34V164H33ZM40 165H41V164H40ZM66 165H67V164H66ZM66 165H63V166H66ZM93 165H94V164H93ZM139 165H140V164H138L137 166H139ZM141 165H142V164H141ZM170 165H171V164H170ZM195 165H196V164H195ZM195 165H193V166H195ZM251 165H252V164H251ZM19 166H20V165H19ZM21 166H22V165H21ZM36 166H37V164H36ZM38 166H39V165H38ZM97 166H98V165H97ZM154 166H155V165H154ZM159 166L161 167V165H159ZM183 166H184V165H183ZM218 166H219V165H218ZM236 166H237V165H236ZM32 167H33V166H32ZM32 167H31V168H32ZM44 167H45V165H44ZM46 167H47V166H46ZM46 167H45V168H46ZM90 167H91V165H90ZM92 167H93V166H92ZM94 167H96V166H94ZM143 167H144V165H143ZM155 167H156V166H155ZM169 167H170V166H169ZM175 167H177V166H175ZM179 167H180V166H179ZM184 167H185V166H184ZM227 167H228V166H227ZM230 167H231V165H230ZM247 167H248V165H247ZM12 168H13V167H12ZM45 168H44V169H45ZM65 168H66V167H65ZM73 168H75V167H73ZM79 168H80V167H79ZM79 168L77 167V169H79ZM102 168H103V167H102ZM157 168H158V167H157ZM177 168H178V167H177ZM222 168H223V166H222ZM248 168H249V167H248ZM248 168H247V169H248ZM8 169H10V168H8ZM13 169H14V168H13ZM32 169H33V168H32ZM59 169H60V168H59ZM62 169H63V168H62ZM91 169H92V168H91ZM93 169H94V168H93ZM98 169H99V168H98ZM105 169H106V167H105ZM138 169H139V167H138ZM141 169H142V168H141ZM149 169H150V168H149ZM152 169H153V168H152ZM163 169H164V168H163ZM170 169H171V168H170ZM189 169H190V168H189ZM196 169H198V168H196ZM245 169H246V168H245ZM5 170H6V169H5ZM10 170H11V169H10ZM55 170H56V169H55ZM57 170H58V169H57ZM60 170H61V169H60ZM66 170H67V169H66ZM89 170H90V169H89ZM94 170H95V169H94ZM100 170H101V169H100ZM109 170H110V169H109ZM117 170H118V169H117ZM117 170H114V171H117ZM143 170H144V169H143ZM146 170H147V169H146ZM146 170H144V171H146ZM172 170H173V169H172ZM252 170H253V169H252ZM25 171H26V170H25ZM31 171H32V170H31ZM38 171H41V169L38 170ZM47 171H48V170H47ZM58 171H59V170H58ZM58 171H57V172H58ZM68 171H70V170H68ZM77 171H79V170H77ZM77 171H76V172H77ZM81 171H82V170H81ZM98 171H99V170H98ZM121 171H122V170H121ZM133 171H134V170H133ZM139 171H140V170H139ZM144 171H142V172H144ZM148 171H149V170H148ZM156 171H157V170H156ZM170 171H171V170H170ZM248 171H249V170H248ZM250 171H251V170H250ZM7 172H8V171H7ZM52 172H53V171H52ZM52 172H51V173H52ZM82 172H85V170L82 171ZM87 172H88V170H87ZM107 172H108V170H107ZM107 172H106V173H107ZM136 172H137V171H136ZM146 172H147V171H146ZM157 172H158V171H157ZM159 172H160V171H159ZM159 172H158V173H159ZM173 172H175V171H173ZM182 172L185 173V171H182ZM208 172H209V171H208ZM226 172H227V170H226ZM40 173H41V172H40ZM44 173H45V172H44ZM53 173H54V172H53ZM60 173H61V172H60ZM64 173H65V172H64ZM64 173H63V174H64ZM92 173H93V172H92ZM94 173H95V172H94ZM101 173H102V171H101ZM128 173H129V172H128ZM167 173H168V172H167ZM252 173H253V172H252ZM37 174H38V172H37ZM66 174H67V173H66ZM70 174H71V173H69V175H70ZM74 174H75V173H74ZM76 174H78V173H76ZM90 174H91V173H90ZM97 174H98L99 177H100V174H99V173H97ZM118 174H120V173H118ZM136 174H137V173H136ZM136 174H135V175H136ZM139 174H140V173H139ZM145 174H146V173H145ZM153 174L156 175L155 172H154ZM162 174H163V172H162ZM248 174H249V173H248ZM250 174H251V172H250ZM250 174H249V175H250ZM9 175H10V174H9ZM11 175H12V173H11ZM11 175H10V176H11ZM13 175H14V174H13ZM27 175H28V174H27ZM72 175H73V174H72ZM92 175H93V174H92ZM133 175H134V174H133ZM167 175H168V174H167ZM171 175H172V174H171ZM171 175H170V176H171ZM205 175H206V174H205ZM208 175H209V174H208ZM218 175H219V174H218ZM244 175H246V174H244ZM244 175H243V176H244ZM255 175H256V174H255ZM258 175H259V174H258ZM263 175H264V174H263ZM41 176H42V175H41ZM45 176H46V175H45ZM49 176H50V175H49ZM95 176H97V175H95ZM95 176H94V177H95ZM103 176H104V175H103ZM144 176H145V175H144ZM157 176H158V175H157ZM185 176H186V175H185ZM193 176H194V175H193ZM215 176H216V174H215ZM34 177H35V176H34ZM34 177H32V178H34ZM74 177H75V176H74ZM91 177H92V176H91ZM106 177H108V176L106 175ZM114 177L116 178L115 175H114ZM146 177H148V176L146 175ZM161 177H162V176H161ZM189 177H190V176H189ZM213 177H214V176H213ZM233 177H234V176H233ZM253 177H254V176H253ZM260 177H261V176H259V178H260ZM14 178H15V177H14ZM27 178H28V177H27ZM38 178H39V177H38ZM44 178H45V177H44ZM53 178H54V177H53ZM60 178H62V177H60ZM60 178H59V179H60ZM66 178H67V177H66ZM84 178H85V177H84ZM87 178H88V177H87ZM96 178H97V177H96ZM96 178H95V179H96ZM120 178H121V177H120ZM142 178H144V177H142ZM148 178H150V177H148ZM186 178H187V177H186ZM7 179H8V178H7ZM15 179H16V178H15ZM56 179H57V178H56ZM59 179H57V180H59ZM106 179H107V178H106ZM106 179L104 178V180H106ZM113 179H114V178H113ZM117 179H118V178H117ZM117 179H115V180L118 181ZM131 179H132V178H131ZM131 179H130V180H131ZM164 179H165V178H164ZM179 179H180V178H179ZM188 179H189V178H188ZM215 179H216V178H215ZM230 179H231V178H230ZM230 179H229V180H230ZM234 179H235V178H234ZM237 179H238V178H237ZM250 179H251V178H250ZM13 180H14V179H13ZM19 180H20V178H19ZM43 180H44V179H43ZM48 180H49V179H48ZM53 180H54V179H53ZM100 180H101V179H100ZM115 180H114V181H115ZM142 180H143V179H142ZM147 180H148V179H147ZM149 180H150V179H149ZM149 180H148V181H149ZM191 180H192V179H191ZM218 180H219V179H218ZM261 180H262V179H261ZM0 181H1V179H0ZM30 181H31V180H30ZM41 181H42V180H41ZM63 181H64V180H63ZM63 181H62V182H63ZM75 181H76V179H75ZM85 181H86V180H85ZM120 181H122V180H120ZM150 181H151V180H150ZM160 181H162V180H160ZM160 181H159V182H160ZM164 181H166V179H165ZM180 181H181V180H180ZM187 181H189V180H187ZM215 181H216V180H215ZM215 181H214V182H215ZM232 181H233V180H232ZM236 181H237V180H236ZM238 181H239V180H238ZM16 182H18V181H16ZM28 182H29V181H28ZM31 182H32V181H31ZM35 182H36V181H35ZM39 182H40V181H39ZM53 182H54V181H53ZM53 182H52V183H53ZM64 182H65V181H64ZM77 182H78V180H77ZM111 182H112V180H111ZM118 182H119V181H118ZM118 182H117V183H118ZM153 182H154V181H153ZM153 182H152V183H153ZM166 182H168V180H167ZM171 182L173 183V181H171ZM196 182H197V181H196ZM199 182H200V181H199ZM260 182H262V181H260ZM2 183H3V180H2ZM72 183L74 184L73 181H72ZM97 183H98V182H97ZM97 183H96V185H97ZM114 183H115V182H114ZM120 183H121V182H120ZM140 183H141V182H140ZM142 183H143V182H142ZM169 183H170V182H169ZM184 183H185V182H184ZM188 183H189V182H188ZM206 183H207V182H206ZM217 183H218V182H217ZM229 183H230V182H229ZM240 183H241V182H240ZM247 183H248V181H247ZM257 183H258V181H257ZM257 183H256V186H257ZM5 184H6V183H5ZM12 184H13V183H12ZM22 184H23V181H22ZM41 184L44 186V183H41ZM50 184H51V182H50ZM59 184H60V183H59ZM136 184H137V181H136ZM148 184H149V183H148ZM157 184H159V183H157ZM180 184H181V183H180ZM180 184H179V185H180ZM190 184H191V183H190ZM199 184H200V183H199ZM201 184H202V183H201ZM208 184H209V183H208ZM232 184H233V183H232ZM236 184H237V183H236ZM241 184H242V183H241ZM259 184H260V183H259ZM259 184H258V186H259ZM25 185H26V184H25ZM31 185H32V184H31ZM52 185H53V184H52ZM88 185H89V183H88ZM110 185H111V183H110ZM112 185H113V184H112ZM118 185H119V184H118ZM118 185H117V186L115 185V186L118 187ZM122 185H123V183H122ZM125 185H126V184H125ZM125 185H124V186H125ZM127 185H128V184H127ZM134 185H135V184H134ZM155 185H156V184H155ZM163 185H164V184H163ZM166 185H167V184H166ZM203 185H204V183H203ZM216 185H217V184H216ZM225 185H226V184H224V186H225ZM230 185H231V184H230ZM237 185H238V184H237ZM250 185H251V184H250ZM32 186H33V185H32ZM35 186H36V185H35ZM64 186H65V184H64ZM85 186H86V185H85ZM94 186H95V185H94ZM104 186H105V185H104ZM106 186H107V185H106ZM115 186H114V187H115ZM143 186H144V185H143ZM160 186H161V185H160ZM181 186H182V185H181ZM190 186H191V185H190ZM192 186H193V185H192ZM201 186H202V185H201ZM219 186H220V185H219ZM244 186H245V185H244ZM251 186H252V185H251ZM253 186H254V185H253ZM17 187H18V186H17ZM44 187H45V186H44ZM47 187H48V186H47ZM55 187H56V186H55ZM55 187H54V189H55ZM60 187H61V186H60ZM74 187H75V186H74ZM96 187H97V186H96ZM101 187H102V186H101ZM114 187H113V189H114ZM127 187H128V186H127ZM127 187H126V189H127ZM141 187H142V186H141ZM158 187H159V186H158ZM177 187H178V186H177ZM8 188H9V187H8ZM24 188H25V187H24ZM61 188H62V187H61ZM76 188H77V187H75V189H76ZM90 188H91V189H90L89 191L92 190V187H90ZM111 188H112V187H111ZM111 188H110V189H111ZM136 188H137V187H136ZM138 188H139V187H138ZM147 188H148V187H147ZM149 188H150V187H149ZM151 188H152V187H151ZM178 188H179V187H178ZM203 188H206V187H203ZM251 188H252V187H251ZM253 188H254V187H253ZM39 189H40V188H39ZM103 189H104V188H103ZM105 189H106V188H105ZM115 189H118V190L120 191L119 188H115ZM131 189H132V188H131ZM140 189H141V188H140ZM157 189H158V188H157ZM167 189H168V188H167ZM167 189H166V190H167ZM171 189H172V188H171ZM209 189H210V188H209ZM224 189H225V188H224ZM234 189H235V187H234ZM234 189H233V190H234ZM17 190H18V188H17ZM17 190H16V191H17ZM19 190H20V189H19ZM42 190H43V189H42ZM73 190H74V189H73ZM76 190H78V189H76ZM79 190H80V189H79ZM98 190H99V189H98ZM118 190H117V191H118ZM123 190H124V189H123ZM137 190H138V189H137ZM141 190H142V189H141ZM166 190H165V191H166ZM197 190H198V188H197ZM212 190L214 191V189H212ZM218 190H219V188H218ZM220 190H221V189H220ZM222 190H223V189H222ZM244 190H245V189H244ZM255 190H256V189H255ZM14 191H15V190H14ZM30 191H31V190H30ZM43 191H44V190H43ZM93 191H94V190H93ZM93 191H92V192H93ZM99 191H100V190H99ZM109 191H111V190H109ZM128 191H129V189H128ZM128 191H127V192H128ZM143 191H144V190H143ZM156 191H157V190H156ZM156 191H154V192H156ZM163 191H164V189H163ZM173 191H174V190H173ZM189 191H190V190H189ZM205 191H206V190H205ZM223 191H224V190H223ZM231 191H232V190H231ZM235 191H236V189H235ZM241 191H242V190H241ZM252 191H253V190H252ZM257 191H259V190L257 189ZM9 192H10V191H9ZM17 192H18V191H17ZM22 192H23V191H22ZM31 192H32V191H31ZM57 192H58V191H57ZM77 192H79V191H77ZM107 192H108V191H107ZM177 192H178V191H177ZM184 192H185V191H184ZM191 192H192V191H191ZM196 192H197V191H196ZM202 192H203V191H202ZM216 192H217V191H216ZM221 192H222V191H221ZM26 193H27V192H26ZM34 193H35V192H34ZM37 193H38V192H37ZM41 193H42V192H41ZM43 193H44V192H43ZM98 193H100V192H98ZM98 193H97V194H98ZM104 193H105V192H104ZM108 193H111V192H108ZM121 193H122V192H121ZM125 193H126V192H125ZM139 193H140V192H139ZM143 193H144V192H143ZM147 193H148V191H147ZM174 193H175V192H174ZM188 193H189V192H188ZM204 193H205V192H204ZM208 193H210V192H208ZM214 193H215V192H214ZM218 193H219V191H218ZM245 193H247V192H245ZM245 193H244V194H245ZM18 194H19V193H18ZM21 194H22V193H21ZM28 194H29V192H28ZM87 194H88V193H87ZM91 194H92V193H91ZM106 194H107V193H106ZM106 194H105V196H106ZM128 194H129V193H128ZM135 194H136V193H135ZM135 194H134V195H135ZM163 194H164V193H163ZM182 194H183V192H182ZM200 194H202V193H200ZM220 194H221V193H220ZM228 194H229V193H228ZM236 194H237V193H236ZM19 195H20V194H19ZM30 195H31V194H30ZM30 195H29V196H30ZM62 195H63V194H62ZM123 195H124V194H123ZM159 195H160V194H159ZM172 195H173V194H172ZM174 195H175V194H174ZM254 195H256V194L254 193ZM257 195H258V194H257ZM24 196H25V195H24ZM40 196H41V195H40ZM42 196H43V195H42ZM65 196H66V195H65ZM89 196H90V195H89ZM107 196H108V195H107ZM137 196H138V195H137ZM154 196H155V195H154ZM189 196H190V194H189ZM206 196H207V195H206ZM208 196H209V195H208ZM213 196H215V194H214ZM223 196H225V195H223ZM223 196H222V197H223ZM226 196H228V195H226ZM260 196H261V195H260ZM16 197H17V196H16ZM26 197H28V195H27ZM31 197H32V196H31ZM34 197H35V196H34ZM56 197H57V196H56ZM56 197H55V198H56ZM63 197H64V196H63ZM63 197H62V198H63ZM68 197H69V196H68ZM87 197H88V196H86V198H87ZM92 197H93V196H92ZM92 197H91V198H92ZM98 197H99V196H98ZM109 197H110V195H109ZM117 197H118V196H117ZM130 197H131V195H130ZM142 197H143V196H142ZM149 197H150V196H149ZM161 197H162V196H161ZM166 197H167V194H166ZM174 197H175V196H174ZM179 197H180V193H179ZM228 197H229V196H228ZM29 198H30V197H29ZM29 198H28V199H29ZM40 198H41V197H40ZM43 198H44V197H43ZM49 198H50V197H49ZM69 198H70V197H69ZM69 198H68V201H69ZM112 198H113V197H112ZM119 198H120V197H119ZM134 198H135V197H134ZM162 198H163V197H162ZM169 198H170V197H169ZM181 198H182V196H181ZM193 198L195 199V197H193ZM201 198H202V197H201ZM252 198H253V197H252ZM28 199H26V200H28ZM31 199H32V198H31ZM44 199H45V198H44ZM63 199H64V198H63ZM63 199H62V200H63ZM66 199H67V198H66ZM89 199H90V198H89ZM104 199H105V198H104ZM104 199H103V201H104ZM124 199H125V198H124ZM139 199L142 201L141 198H139ZM139 199H138V200H139ZM153 199H154V198H153ZM159 199H160V197H159ZM159 199H156V200H159ZM164 199H165V198H164ZM184 199H185V198H184ZM189 199H190V198H189ZM189 199H188V200H189ZM237 199H238V198H237ZM246 199H247V198H246ZM263 199H264V198H263ZM4 200H5V198H4ZM33 200H34V198H33ZM51 200H52V199H51ZM62 200H61V201H62ZM86 200H87V199H86ZM101 200H102V199H101ZM120 200H121V199H120ZM122 200H123V199H122ZM129 200H130V199H129ZM136 200H137V199H136ZM154 200H155V199H154ZM156 200H155V201H156ZM165 200H166V199H165ZM178 200H179V199H178ZM178 200H177V201H178ZM224 200H225V199H224ZM249 200H250V199H249ZM65 201H67V200H65ZM87 201H88V200H87ZM103 201H101V202H103ZM117 201H118V200H117ZM125 201H126V200H125ZM130 201H131V200H130ZM145 201H146V199H145ZM150 201H151V200L149 199V202H150ZM155 201H154V202H155ZM160 201H161V199H160ZM170 201H171V200H170ZM190 201H191V200H190ZM200 201H201V200H200ZM213 201H214V200H213ZM213 201H212V202H213ZM216 201H217V200H216ZM236 201H237V200H236ZM236 201H235V202H236ZM253 201H254V200H252L251 203H252ZM255 201H256V199H255ZM19 202H20V201H19ZM25 202H26V201H25ZM49 202H50V201H49ZM76 202H77V201H76ZM88 202H89V201H88ZM88 202H87V203H88ZM91 202H93V201H91ZM121 202H122V201H121ZM167 202H168V201H167ZM175 202H176V201H175ZM179 202H181V201H179ZM192 202H193V201H192ZM260 202H261V201H260ZM263 202H264V201H263ZM23 203H24V202H23ZM26 203H27V202H26ZM33 203H34V202H33ZM56 203H57V202H56ZM65 203H66V202H65ZM70 203H72V202H70ZM110 203H111L112 205H115V201H114V200H111ZM117 203H118V202H117ZM129 203H131V202H129ZM140 203H141V202H140ZM185 203L187 204V202H185ZM193 203H194V202H193ZM206 203H207V202H206ZM206 203H205V204H206ZM219 203H220V202H219ZM239 203H240V202H239ZM34 204H35V203H34ZM41 204H42V203H41ZM59 204H60V203H59ZM61 204H62V203H61ZM85 204H86V203H85ZM118 204H119V203H118ZM118 204H117V205H118ZM127 204H128V203H127ZM133 204H135V203H132V205H133ZM146 204H147V203H146ZM148 204H149V203H148ZM162 204H163V203H162ZM169 204H170V202H169ZM169 204H168V205H169ZM183 204H184V203H183ZM207 204H208V203H207ZM214 204H216V203H214ZM252 204H253V203H252ZM252 204H251V205H252ZM17 205H18V204H17ZM28 205H29V204H28ZM36 205H37V203H36ZM62 205H63V204H62ZM68 205H69V204H68ZM89 205H90V203H89ZM98 205H99V204H98ZM121 205H122V204H121ZM141 205H142V204H141ZM165 205H166V202H165ZM175 205H176V204H175ZM187 205H189V204H187ZM197 205H198V204H197ZM197 205H196V206H197ZM263 205H264V204H263ZM8 206H9V205H8ZM11 206H12V205H11ZM11 206H10V207H11ZM60 206H61V205H60ZM125 206H126V205H125ZM139 206H140V205H139ZM148 206H149V205H148ZM153 206H154V205H153ZM155 206H156V205H155ZM158 206H159V205H158ZM177 206H178V204H177ZM192 206H193V204H192ZM201 206H202V205H201ZM204 206H205V205H204ZM89 207H90V206H89ZM93 207H94V205H93ZM99 207H100V206H99ZM126 207H128V206H126ZM136 207H138V206H136ZM151 207H152V205H151ZM156 207H157V206H156ZM159 207H160V206H159ZM168 207H169V206H168ZM194 207H195V206H194ZM194 207H193V208H194ZM225 207H226V206H225ZM228 207H229V206H228ZM241 207H242V206H241ZM241 207H240V209H241ZM246 207H247V206H246ZM250 207H251V206H250ZM24 208H25V207H24ZM38 208H39V207H38ZM40 208H41V207H40ZM46 208H47V207H46ZM52 208H53V207H52ZM60 208H61V207H60ZM95 208H96V207H95ZM121 208H123V207H121ZM129 208H130V207H129ZM138 208H139V207H138ZM144 208H145V207H144ZM154 208H155V207H154ZM154 208H153V209H154ZM164 208H165V207H164ZM164 208H162V209H164ZM177 208H178V207H177ZM203 208H204V207H203ZM226 208H227V207H226ZM226 208H225V209H226ZM0 209H1V208H0ZM22 209H23V208H22ZM49 209H51V208H49ZM88 209H89V208H88ZM132 209H133V208H132ZM132 209H131V210H132ZM145 209H146V208H145ZM180 209H181V207H180ZM194 209H195V208H194ZM196 209H197V208H196ZM196 209H195V211H196ZM215 209H216V208H215ZM227 209H228V208H227ZM230 209H231V208H230ZM235 209H236V208H235ZM41 210H42V208H41ZM43 210H44V209H43ZM61 210H62V209H61ZM95 210H96V209H94V212H95ZM98 210H99V209H97V211H98ZM108 210H109V209H108ZM108 210H107V211H108ZM121 210H122V209H121ZM123 210H124V209H123ZM126 210H127V209H126ZM128 210H129V209H128ZM133 210H134V209H133ZM148 210H149V209H148ZM169 210H170V209H168L166 212H168ZM172 210H173V209H172ZM186 210H187V209H186ZM199 210H200V209H199ZM202 210H203V209H202ZM222 210H223V209H222ZM237 210H238V209H237ZM250 210H251V209H250ZM254 210H255V209H254ZM36 211H38V210H36ZM70 211H71V210H70ZM70 211H69V212H70ZM91 211H92V210H91ZM91 211H89V212L91 213ZM145 211H146V210H145ZM156 211H157V210H156ZM214 211H215V210H214ZM233 211H234V210H233ZM235 211H236V210H235ZM238 211H239V210H238ZM1 212H2V211H1ZM4 212H5V211H4ZM46 212H47V211H46ZM46 212H45V213H46ZM49 212H50V211H49ZM76 212H77V211H76ZM89 212H88V213H89ZM102 212H103V211H102ZM105 212H106V211H105ZM108 212H109V211H108ZM118 212H120V210H118ZM126 212H127V211H126ZM135 212H136V211H135ZM137 212H138V211H137ZM140 212H141V211H140ZM154 212H155V210H154ZM157 212H159V211H157ZM208 212H209V211H208ZM229 212H230V210H229ZM231 212H232V211H231ZM32 213H33V212H32ZM42 213H44V212H42ZM123 213H124V212H123ZM131 213H132V212H131ZM169 213H170V212H169ZM178 213H179V212H178ZM199 213H200V212H199ZM214 213H215V212H214ZM222 213H224V212H222ZM232 213H233V215H235L234 212H232ZM239 213H240V212H239ZM2 214H5V213H1L0 216H2ZM7 214H8V213H7ZM12 214H13V213H12ZM12 214H10V215H12ZM36 214H37V213H36ZM46 214H47V213H46ZM93 214H95V213H93ZM100 214H101V213H100ZM111 214H112V213H111ZM124 214H125V213H124ZM126 214H127V213H126ZM135 214H136V213H135ZM144 214H146V213H144ZM155 214H157V213L155 212ZM159 214H160V213H159ZM181 214H182V213H181ZM194 214H195V213H194ZM197 214H198V213H197ZM212 214H213V213H212ZM224 214H226V213H224ZM241 214H242V213H241ZM10 215H9V216H10ZM34 215H35V213H34ZM42 215H43V214H42ZM49 215H50V214H49ZM49 215H48V216H49ZM61 215H62V214H61ZM84 215L87 216V213L84 214ZM88 215H90V214H88ZM96 215H98V214H96ZM103 215H104V213H103ZM108 215H109V214H108ZM108 215H107V216H108ZM112 215H113V214H112ZM148 215H149V214H148ZM150 215H151V214H150ZM150 215H149V216H150ZM160 215H161V214H160ZM163 215H164V214H163ZM171 215H173V214H171ZM174 215H175V214H174ZM174 215H173V216H174ZM177 215H178V214H177ZM202 215H204V214H202ZM209 215H210V214H209ZM215 215H216V214H215ZM221 215H222V214H221ZM227 215H228V212H227ZM229 215H230V214H229ZM238 215H239V214H238ZM242 215H243V214H242ZM39 216H40V215H39ZM46 216H47V215H46ZM48 216H47V217H48ZM50 216H51V215H50ZM62 216H63V215H62ZM64 216H65V215H64ZM146 216H147V215H145V217H146ZM164 216H165V215H164ZM180 216H181V215H180ZM187 216H188V215H187ZM195 216H196V215H195ZM240 216H241V215H240ZM257 216H258V215H257ZM2 217L5 218L4 216H2ZM33 217H34V216H33ZM37 217H38V216H37ZM65 217H66V216H65ZM71 217H72V216H71ZM76 217H77V216H76ZM88 217H89V216H88ZM90 217H91V216H90ZM151 217H152V216H151ZM156 217H157V216H156ZM224 217H225V216H224ZM229 217H230V216H229ZM251 217H252V216H251ZM262 217H263V216H262ZM45 218H46V217H45ZM45 218H44V219H45ZM49 218H51V217H49ZM49 218H48V219H49ZM66 218H67V217H66ZM93 218H94V217H93ZM103 218H105V217H103ZM131 218H132V217H131ZM143 218H144V217H143ZM143 218H142V219H143ZM146 218H147V217H146ZM146 218H144V219H146ZM170 218H171V217H170ZM175 218H176V217H175ZM177 218H178V217H177ZM182 218H183V217H182ZM182 218H181V219H182ZM190 218H191V217H190ZM239 218H241V217H239ZM246 218H248V217H246ZM263 218H264V217H263ZM263 218H262V219H263ZM33 219H34V218H33ZM46 219H47V218H46ZM63 219H64V218H63ZM76 219H77V218H76ZM84 219H87V218H84ZM96 219H97V218H96ZM114 219H117V218H114ZM118 219H119V216H118ZM118 219H117V220H118ZM123 219H124V218H123ZM125 219H127V217H126ZM132 219H133V218H132ZM142 219H141V220H142ZM147 219H148V218H147ZM156 219H157V218H156ZM165 219H166V217H165ZM184 219H185V218H184ZM187 219H188V218H187ZM187 219H186V220H187ZM191 219H192V218H191ZM212 219H213V218H212ZM224 219H225V218H224ZM227 219H228V216H227ZM227 219H225V220H227ZM230 219H231V218H230ZM251 219H252V218H251ZM7 220H8V219H7ZM10 220H12V219H10ZM42 220H43V218H42ZM64 220H66V219H64ZM117 220H116V221H117ZM128 220H129V219H128ZM182 220H183V219H182ZM210 220H211V219H210ZM214 220H215V219H214ZM214 220H213V222H214ZM216 220H217V219H216ZM248 220H249V219H248ZM18 221L20 222V220H18ZM48 221H49V220H48ZM59 221H60V220H59ZM96 221H97V220H96ZM118 221H119V220H118ZM132 221H133V220H132ZM132 221H131L130 223H132ZM134 221H135V220H134ZM137 221H138V220H137ZM146 221H147V220H146ZM148 221H149V220H148ZM148 221H147V222H148ZM160 221H161V220H160ZM164 221H165V220H164ZM167 221H168V220H167ZM191 221H192V220H191ZM21 222H22V221H21ZM23 222H24V221H23ZM39 222H40V220H39ZM42 222H43V221H42ZM50 222H52V221H50ZM64 222H65V221H64ZM84 222H85V221H84ZM92 222H93V221H92ZM97 222H98V221H97ZM121 222H122V220H121ZM140 222H141V221H139V223H140ZM173 222H174V219H173ZM179 222L181 223L180 220H179ZM183 222H184V221H183ZM185 222H186V221H185ZM185 222H184V223H185ZM187 222H188V221H187ZM215 222H216V221H215ZM222 222H223V221H222ZM227 222H228V221H227ZM230 222H231V221H230ZM237 222H238V221H237ZM247 222H248V221H247ZM252 222H253V220H252ZM262 222H264V221L262 220ZM61 223H62V222H61ZM87 223H88V222H87ZM89 223H90V221H89ZM102 223H103V222H102ZM104 223H105V221H104ZM123 223H124V222H123ZM141 223H142V222H141ZM149 223H150V222H149ZM152 223H153V221H152ZM152 223H151V224H152ZM154 223H155V222H154ZM162 223H163V222H162ZM166 223H167V222H166ZM233 223H234V222H233ZM239 223H240V222H239ZM242 223H243V222H242ZM255 223H256V222H255ZM11 224H12V223H11ZM39 224H40V223H39ZM94 224H95V222H94ZM107 224H108V222H107ZM111 224H112V223H111ZM116 224H117V222H116ZM132 224H133V223H132ZM169 224H170V223H169ZM169 224H168V225H169ZM175 224H177V223H175ZM178 224H179V223H178ZM181 224H182V223H181ZM181 224H179V225H181ZM194 224H195V223H194ZM211 224H212V223H211ZM211 224H210V225H211ZM214 224H215V223H214ZM214 224H213V225H214ZM224 224H226V222H225V223L223 222V225H224ZM244 224H245V223H244ZM253 224H254V223H253ZM253 224H252V225H253ZM259 224H260V223H259ZM2 225H3V223H2ZM21 225H22V224H21ZM52 225H53V224H52ZM64 225H65V224H64ZM90 225H91V224H90ZM97 225H98V224H97ZM109 225H110V224H109ZM113 225H114V224H113ZM145 225H146V224H145ZM168 225H167V226H168ZM170 225L172 226V223H171ZM179 225H178V226H179ZM184 225H185V224H184ZM213 225H212V226H213ZM221 225H222V224H221ZM226 225H227V224H226ZM229 225H230V224H229ZM246 225H247V224H246ZM248 225H249V224H248ZM248 225H247V226H248ZM257 225H258V224H257ZM3 226H4V225H3ZM17 226H18V224H17ZM43 226H45V225H43ZM102 226H103V225H102ZM200 226H201V225H200ZM216 226H217V225H216ZM241 226H242V225H241ZM249 226H250V225H249ZM255 226H256V225H255ZM11 227H12V225H11ZM19 227H20V224H19ZM21 227H22V226H21ZM21 227H20V228H21ZM23 227H24V226H23ZM28 227H29V226H28ZM45 227H46V226H45ZM51 227H52V226H51ZM61 227H62V226H61ZM86 227H87V226H86ZM88 227H89V226H88ZM94 227H95V226H94ZM94 227H93V228H94ZM117 227H118V226H117ZM141 227H142V226H141ZM173 227H174V226H173ZM192 227H193V226H192ZM192 227H191V228H192ZM194 227L196 228V226H194ZM213 227H215V226H213ZM222 227H224V226H222ZM228 227H229V226H228ZM237 227H238V226H237ZM251 227H252V226H251ZM2 228H3V227H2ZM17 228H18V227H17ZM24 228L26 229V227H24ZM41 228H42V227H41ZM52 228H53V227H52ZM54 228H55V227H54ZM62 228H63V227H62ZM71 228H72V227H71ZM75 228H76V227H75ZM75 228H74V229H75ZM83 228H84V226H83ZM89 228H90V227H89ZM95 228H96V227H95ZM100 228H101V227H100ZM100 228H99V229H100ZM137 228H138V227H137ZM175 228H176V227H175ZM189 228H190V227H189ZM195 228H194V229H195ZM202 228H203V227H202ZM205 228H206V227H205ZM216 228H217V227H216ZM216 228H215V229H216ZM224 228H225V227H224ZM253 228H254V227H253ZM3 229H4V228H3ZM9 229H10V226H9ZM14 229H15V227H14ZM27 229H28V228H27ZM97 229H98V227H97ZM101 229H102V228H101ZM135 229H136V228H135ZM156 229H157V230H162L163 228H162V226H158ZM166 229H167V228H166ZM196 229H197V228H196ZM203 229H204V228H203ZM208 229H209V228H208ZM217 229H218V228H217ZM222 229H223V228H222ZM228 229H229V228H228ZM246 229H247V228H246ZM0 230H1V228H0ZM5 230L8 231L6 228H5ZM11 230H12V229H11ZM29 230H30V229H29ZM29 230H28V232H29ZM39 230H40V229H39ZM56 230H57V229H56ZM59 230H60V229H59ZM91 230H92V228H91ZM94 230H95V229H94ZM130 230H131V229H130ZM143 230H144V229H143ZM143 230H142V231H143ZM146 230H147V228H146ZM168 230H169V229H168ZM175 230H176V229H175ZM184 230H188V228H187V229L184 228ZM190 230H191V229H190ZM206 230H207V229H206ZM220 230H221V229H220ZM220 230H219V231H220ZM224 230H226V229H224ZM248 230H249V229H248ZM13 231H14V230H13ZM13 231H12V232H13ZM21 231H22V230H21ZM46 231H47V230H46ZM84 231H85V230H84ZM84 231H83V232H84ZM123 231H124V230H123ZM125 231H126V230H125ZM149 231H150V230H149ZM172 231H173V230H172ZM191 231H192V230H191ZM191 231H190V232H191ZM214 231H215V230H214ZM240 231H241V230H240ZM246 231H247V230H246ZM249 231H250V230H249ZM251 231H252V230H251ZM256 231H257V230H256ZM263 231H264V230H263ZM3 232H4V231H3ZM64 232H65V230L63 231V234H64ZM87 232H88V231H87ZM169 232H170V231H169ZM190 232L188 231L189 234H190ZM196 232H197V231H196ZM201 232H202V231H201ZM211 232H212V230H211ZM215 232H216V231H215ZM220 232H221V231H220ZM9 233H11V232H9ZM15 233H17V231H16ZM15 233H14V234H15ZM34 233H35V232H34ZM34 233H32V234L34 235ZM40 233H41V232H40ZM44 233H46V232H44ZM55 233H56V232H55ZM80 233H81V232H80ZM91 233H92V232H91ZM95 233H96V232H95ZM95 233H94V235H96ZM100 233H102V232H100ZM126 233H127V232H126ZM131 233H132V232H131ZM136 233H137V231H136ZM139 233H140V232H139ZM180 233H181V231H180ZM182 233H183V232H182ZM202 233H203V232H202ZM209 233H210V232H209ZM217 233H218V232H217ZM221 233H223V232H221ZM235 233H236V232H235ZM11 234H12V233H11ZM11 234H10V235L8 234L7 236H11ZM17 234H18V233H17ZM19 234H20V233H19ZM22 234H23V233H22ZM27 234H28V233H27ZM29 234H30V233H29ZM42 234H43V233H42ZM98 234H99V233H98ZM107 234L110 235V233H107ZM107 234H106V235H107ZM115 234H116V233H115ZM122 234H123V232H122ZM147 234H148V233H147ZM215 234H216V233H215ZM244 234H245V233H244ZM249 234H250V233H249ZM263 234H264V233H263ZM1 235H2V234H1ZM15 235H16V234H15ZM25 235H26V234H25ZM47 235H48V234H47ZM74 235H75V234H74ZM92 235H93V233H92ZM92 235H91V236H92ZM111 235H112V234H111ZM111 235H110V236H111ZM113 235H114V234H113ZM118 235H119V234H118ZM118 235H117V237H118ZM165 235H166V234H165ZM165 235H164V236H165ZM176 235H177V234H176ZM185 235H186V234H185ZM191 235H193V233H191ZM204 235H205V234H204ZM208 235H209V234H208ZM211 235H212V234H211ZM219 235H220V234H219ZM221 235H222V234H221ZM221 235H220V236H221ZM233 235H234V234H233ZM238 235H239V234H238ZM7 236H6V237H7ZM22 236H23V235H22ZM79 236H80V235H79ZM133 236H134V235H133ZM135 236H137V234H136ZM174 236H175V235H174ZM178 236H179V235H178ZM180 236H181V235H180ZM183 236H184V233H183ZM198 236H199V235H198ZM209 236H210V235H209ZM229 236H230V234H229ZM247 236H248V235H247ZM6 237H5V238H6ZM37 237H39V236H37ZM37 237H35V238H37ZM59 237H60V236H59ZM64 237H65V236H64ZM86 237H87V236H86ZM113 237H114V236H113ZM119 237H120V236H119ZM125 237H127V236H125ZM129 237H130V236H129ZM150 237H151V236H150ZM175 237H176V236H175ZM202 237H204V236H202ZM215 237H216V235H215ZM261 237H262V236H261ZM261 237H260V238H261ZM5 238H4V239H5ZM11 238H12V237H11ZM21 238H22V237H21ZM27 238H28V237H27ZM27 238H26V239H27ZM43 238H44V237H43ZM61 238H62V237H61ZM72 238H73V237H72ZM75 238H76V237H75ZM83 238H84V237H83ZM97 238H98V237H97ZM131 238H132V236H131ZM135 238H136V237H135ZM187 238H189V237H187ZM205 238H207V237H205ZM226 238H227V237H226ZM241 238H243V237H241ZM263 238H264V237H263ZM8 239H9V238H8ZM15 239H16V238H15ZM22 239H24V237H23ZM33 239H34V238H33ZM37 239H39V238H37ZM51 239H52V238H51ZM59 239H60V238H59ZM62 239H63V238H62ZM62 239H60V240H62ZM66 239H69V238H67V236H66ZM113 239H114V238H113ZM115 239H116V238H115ZM123 239H124V238H123ZM123 239H122V241H123ZM125 239H126V238H125ZM127 239H129V238H127ZM132 239H133V238H132ZM138 239H139V238H138ZM180 239H181V238H179V240H180ZM192 239H193V238H192ZM194 239H195V238H194ZM203 239H204V238H203ZM213 239H214V238H213ZM222 239H223V238H222ZM236 239H237V237H236ZM257 239H258V238H257ZM18 240H19V239H18ZM31 240H32V237H31ZM35 240H36V239H35ZM35 240H34V241H35ZM60 240H59V241H60ZM63 240H64V239H63ZM78 240H79V239H78ZM90 240H91V239H90ZM102 240H104V239H102ZM116 240H117V239H116ZM119 240H120V239H119ZM141 240H143V237H142ZM209 240H210V239H209ZM216 240H217V239H216ZM229 240H230V242H231V239H229ZM241 240H242V239H241ZM0 241H1V240H0ZM7 241H8V240H7ZM9 241H10V239H9ZM14 241H15V240H14ZM23 241H24V240H23ZM27 241H29V240H27ZM37 241H38V240H37ZM37 241H36V243H37ZM43 241H44V240H43ZM46 241H47V240H46ZM64 241H65V240H64ZM70 241H71V240H70ZM106 241H107V240H106ZM129 241H130V240H129ZM136 241H137V240H136ZM185 241H186V240H185ZM190 241H191V239H190ZM193 241H195V240H193ZM196 241H198V240H196ZM205 241H208V240L206 239ZM242 241H243V240H242ZM252 241H253V240H252ZM10 242H11L10 244H14L12 241H10ZM21 242H22V241H21ZM56 242H57V241H56ZM95 242H96V241H95ZM98 242H99V241H98ZM100 242H101V239H100ZM118 242H120V241H118ZM123 242H125V241H123ZM138 242H139V241H138ZM155 242H156V241H155ZM165 242H167V241H165ZM173 242H174V241H173ZM178 242H179V241H178ZM198 242H199V241H198ZM201 242H202V241H201ZM218 242H219V241H218ZM220 242H221V240H220ZM223 242H224V241H223ZM2 243H3V242H2ZM22 243H23V242H22ZM22 243H21V245H23ZM36 243H35V244H36ZM41 243H42V242H41ZM58 243H59V242H58ZM64 243H65V242H64ZM69 243H70V242H69ZM69 243H68V245H69ZM113 243H114V242H113ZM135 243H136V242H135ZM139 243H140V242H139ZM153 243H154V242H153ZM169 243H170V242H169ZM190 243H191V242H190ZM195 243H196V242H195ZM199 243H200V242H199ZM239 243H240V241H239ZM246 243H247V242H246ZM30 244H31V243H30ZM30 244H29V246H30ZM35 244H34V245H35ZM38 244H39V241H38ZM38 244H37V245H38ZM42 244H43V243H42ZM44 244H45V242H44ZM53 244H54V243H53ZM87 244H88V243H87ZM100 244H101V243H100ZM105 244H106V243H105ZM111 244H112V243H111ZM119 244H120V243H119ZM148 244H149V242H148ZM191 244H192V243H191ZM193 244H194V243H193ZM210 244H211V243H210ZM220 244H221V243H220ZM223 244H224V243H223ZM252 244H253V243H252ZM257 244H258V242H257ZM257 244H256V245H257ZM0 245H1V244H0ZM31 245H32V244H31ZM71 245H73V244H71ZM74 245H75V244H74ZM83 245H85V244L83 243ZM95 245H96V243H95ZM95 245H94V246H95ZM101 245H103V244H101ZM117 245H118V244H117ZM120 245H121V244H120ZM132 245H133V244H132ZM164 245H165V244H164ZM170 245H171V244H170ZM181 245H182V244H181ZM183 245H184V244H183ZM224 245H225V244H224ZM234 245H235V243H234ZM247 245H248V243H247ZM256 245H255V246H256ZM259 245H260V244H259ZM15 246H16V245H15ZM47 246H48V245H47ZM62 246H63V245H62ZM98 246H99V245H98ZM103 246H104V245H103ZM112 246H113V245H112ZM129 246H130V245H129ZM192 246H193V245H192ZM197 246H198V245H197ZM201 246H202V244H201ZM201 246H200V247H201ZM206 246H207V245H206ZM208 246H209V245H208ZM212 246H213V245H212ZM225 246H226V245H225ZM236 246H237V245H236ZM2 247L6 248L5 246H2ZM13 247H14V246H13ZM16 247H17V246H16ZM16 247H15V249H16ZM20 247H21V246H20ZM38 247H39V246H38ZM60 247H61V246H60ZM70 247H71V246H70ZM170 247H171V246H170ZM180 247H181V246H180ZM228 247H229V246H228ZM260 247H261V246H260ZM35 248H36V247H35ZM58 248H59V247H58ZM75 248H76V247H75ZM92 248H93V247H92ZM113 248H114V247H113ZM119 248H120V247H119ZM135 248H136V247H135ZM138 248H140V247H138ZM195 248H196V247H195ZM195 248H192V249L195 250ZM202 248H203V247H202ZM217 248H218V247H217ZM237 248H238V247H237ZM253 248H254V247H253ZM2 249H3V248H2ZM7 249H8V248H7ZM26 249H27V248H26ZM26 249H22L23 252L27 251ZM33 249H34V248H32V250H33ZM37 249H38V248H37ZM37 249H35V250H37ZM40 249H42V248H40ZM46 249H47V248H46ZM50 249H51V248H50ZM50 249H48V251H49ZM52 249H53V248H52ZM54 249H55V248H54ZM68 249H69V248H68ZM88 249H89V248H88ZM93 249H94V248H93ZM110 249H111V248H109V250H110ZM116 249H117V248H116ZM144 249H145V248H144ZM176 249H177V248H176ZM182 249H184V248L182 247ZM207 249H208V248H207ZM228 249H229V248H228ZM235 249H236V248H235ZM240 249H241V248H240ZM242 249H243V248H242ZM242 249H241V250H242ZM13 250H14V249H13ZM16 250H17V249H16ZM20 250H21V248H20ZM65 250H67V249H65ZM77 250H78V248H77ZM86 250H87V249H86ZM105 250H106V249H105ZM114 250H115V249H114ZM166 250H167V249H166ZM168 250H169V249H168ZM168 250H167V251H168ZM180 250H181V249H179V251H180ZM211 250H212V249H211ZM211 250H210V251H211ZM233 250H234V249H233ZM233 250H232V251H233ZM253 250H254V249H253ZM258 250H259V249H258ZM260 250H261V248H260ZM37 251H38V250H37ZM37 251H36L35 253H37ZM44 251H45V249H44ZM46 251H47V250H46ZM79 251L81 252V250H79ZM89 251H90V250H89ZM95 251H96V250H95ZM101 251H102V250H101ZM103 251H104V250H103ZM103 251H102V252H103ZM111 251H112V250H111ZM116 251H117V250H116ZM119 251H121V250H119ZM122 251L125 252V249L122 250ZM127 251H129V250L127 249ZM188 251H190V250H188ZM207 251H208V250H207ZM210 251H209V252H210ZM227 251H228V250H227ZM234 251H235V250H234ZM238 251H239V250H238ZM238 251H237V252H238ZM245 251H246V250H245ZM0 252H1V251H0ZM13 252H14V251H13ZM38 252H39V251H38ZM54 252H55V251H54ZM61 252H62V251H61ZM70 252H71V251H70ZM70 252H69V253H70ZM84 252H85V251H84ZM114 252H115V251H114ZM117 252H118V251H117ZM117 252H115V253H117ZM185 252H187V251H185ZM195 252H196V251H195ZM200 252H202V251H200ZM209 252H206V253H209ZM218 252H222V249H221V251H218ZM223 252H224V251H223ZM237 252H236V253H237ZM239 252H240V251H239ZM239 252H238V253H239ZM243 252H244V251H243ZM5 253H6V251H5ZM10 253H12V252H10ZM33 253H34V252H33ZM74 253H75V252H74ZM78 253H79V252H78ZM88 253H90V252H88ZM112 253H113V252H112ZM121 253H122V252H121ZM125 253H126V252H125ZM128 253H129V252H128ZM178 253H180V252H178ZM178 253H177V254H178ZM189 253H191V251H190ZM196 253H197V252H196ZM225 253H227V252H225ZM229 253H230V251H229ZM241 253H242V252H241ZM250 253H251V252H250ZM253 253H254V252H253ZM253 253H252V254H253ZM261 253H262V252H261ZM37 254H38V253H37ZM41 254H42V253H41ZM60 254H61V253H60ZM93 254H94V253H93ZM126 254H127V253H126ZM163 254H164V253H163ZM193 254H194V253H193ZM197 254H198V253H197ZM199 254L202 255V253H199ZM209 254H210V253H209ZM211 254H212V253H211ZM234 254H235V253H234ZM239 254H240V253H239ZM257 254H259V253H257ZM262 254H263V253H262ZM8 255H9V254H8ZM12 255H13V253H12ZM25 255H26V254H25ZM27 255H28V254H27ZM43 255H44V254H43ZM74 255H75V254H74ZM79 255H81V254H79ZM89 255H90V254H89ZM119 255H121V254L119 253ZM122 255H123V253H122ZM135 255H136V254H135ZM140 255H142V253H141ZM154 255H155V254H154ZM156 255H157V254H156ZM175 255H176V254H175ZM201 255H200V256H201ZM207 255H208V254H207ZM253 255H256V253H254ZM5 256H6V255H5ZM10 256H11V255H10ZM17 256L19 257V254H18ZM17 256H16V257H17ZM29 256H30V255H29ZM33 256H34V255H33ZM37 256H39V255H37ZM40 256H41V255H40ZM49 256H50V255H49ZM55 256H56V255H53V258H55ZM61 256H62V255H61ZM66 256H67V255H66ZM70 256H71V254H70ZM75 256H76V255H75ZM83 256H85V255H83ZM108 256H109V255H108ZM127 256H128V255H127ZM178 256H179V255H177V257H178ZM182 256H184V255H182ZM188 256H189V255H188ZM196 256H198V255H196ZM203 256H204V253H203ZM232 256H233V255H232ZM236 256H237V255H236ZM245 256H246V255H245ZM256 256H257V255H256ZM50 257H51V256H50ZM63 257H64V256H63ZM86 257H87V256H86ZM91 257H92V255H91ZM106 257H107V256H106ZM106 257H105V258H106ZM110 257H111V256H110ZM122 257H123V256H122ZM122 257H121V259H122ZM125 257H126V256H125ZM125 257H123V258H125ZM133 257H134V256H133ZM157 257H158V256H157ZM157 257H156V258H157ZM162 257H163V256H162ZM186 257H187V255H186ZM210 257H211V256H210ZM227 257H228V256H227ZM6 258H7V257H6ZM14 258H15V257H14ZM22 258H23V257H22ZM35 258H36V256H35ZM35 258H33V259H35ZM58 258H59V257H58ZM61 258H62V257H61ZM70 258H71V257H70ZM79 258H80V257H79ZM89 258H90V257H89ZM96 258H97V257H96ZM112 258L115 259V257H112ZM116 258H117V257H116ZM119 258H120V257H119ZM126 258H127V257H126ZM163 258H164V257H163ZM168 258H169V257H168ZM168 258H167V259H168ZM171 258H173V257H171ZM183 258H184V257H183ZM187 258H188V257H187ZM187 258H185V259L187 260ZM199 258H200V257H199ZM207 258H209V256H208ZM211 258H212V257H211ZM249 258H250V257H249ZM26 259H27V258H26ZM31 259H32V258H31ZM37 259H38V258H37ZM86 259H87V258H86ZM107 259H108V258H107ZM117 259H118V258H117ZM135 259H136V258H135ZM152 259H153V258H152ZM159 259H160V258H159ZM161 259H162V258H161ZM161 259L159 260V262L161 261ZM173 259H174V258H173ZM203 259H204V258H203ZM219 259H220V258H219ZM225 259H226V258H225ZM233 259H234V258H233ZM235 259H236V258H235ZM238 259H239V258H238ZM241 259H242V258H241ZM243 259H244V258H243ZM10 260H11V259H10ZM13 260H14V259H13ZM15 260H16V259H15ZM44 260H45V259H43V261H44ZM59 260H60V259H59ZM59 260H57V261H59ZM68 260H69V259H68ZM68 260H67V261H68ZM115 260H116V259H115ZM118 260H119V259H118ZM126 260H127V259H126ZM137 260H138V259H137ZM150 260H151V258L149 259V262H150ZM175 260H176V259H175ZM179 260H180V259H179ZM200 260H202V259L200 258ZM204 260H205V259H204ZM214 260H215V259H214ZM220 260H222V259H220ZM229 260H230V259H229ZM258 260H259V259H258ZM0 261H1V260H0ZM16 261H17V260H16ZM22 261H24V259H23ZM30 261H31V260H30ZM34 261H35V260H34ZM37 261H39V260H37ZM41 261H42V260H41ZM45 261H47V260H45ZM51 261H52V260H51ZM79 261H80V260H79ZM84 261H85V260H84ZM91 261H92V260H91ZM93 261H94V260H93ZM102 261H103V260H102ZM119 261H120V260H119ZM123 261H124V260H122V262H123ZM139 261H140V260H139ZM153 261H154V260H153ZM155 261H156V260H155ZM167 261H168V260H167ZM173 261H174V260H173ZM196 261H197V260H196ZM225 261H226V260H225ZM230 261H231V260H230ZM238 261H241V260H238ZM238 261H237V262H238ZM262 261H263V260H262ZM2 262H3V261H2ZM13 262H15V261H13ZM18 262H19V261H18ZM24 262H25V261H24ZM39 262H40V261H39ZM48 262H49V261H48ZM64 262H66V261H64ZM156 262H157V261H156ZM168 262H169V261H168ZM168 262H167V264H168ZM179 262H181V261H179ZM182 262H183V261H182ZM186 262H187V261H186ZM189 262H190V261H189ZM202 262H203V261H202ZM213 262H214V261H213ZM235 262H236V261H235ZM244 262H245V261H244ZM3 263H5V261H4ZM20 263H21V262H19L18 264H20ZM27 263H28V262H27ZM34 263H35V262H34ZM49 263H50V262H49ZM53 263H54V262H53ZM60 263H61V261H60ZM62 263H63V262H62ZM80 263H81V262H80ZM83 263H84V262H83ZM87 263H88V262H87ZM93 263H94V262H93ZM126 263H127V262H126ZM141 263H142V262H141ZM150 263H151V262H150ZM160 263H161V262H160ZM173 263H174V262H173ZM193 263H194V262H193ZM221 263H222V262H221ZM223 263H224V262H223ZM229 263H232V262H229ZM238 263H240V262H238ZM256 263H257V262H256ZM260 263H261V262H260ZM262 263H263V262H262ZM11 264H12V263H11ZM14 264H15V263H14ZM45 264H46V263H45ZM58 264H59V263H58ZM67 264H68V263H67ZM90 264H92V263H90ZM105 264H106V263H105ZM118 264H119V263H118ZM134 264H136V263H134ZM152 264H153V263H152ZM165 264H166V263H165ZM169 264H170V263H169ZM174 264H175V263H174ZM183 264H185V263H183ZM188 264H189V263H188ZM199 264H200V263H199ZM201 264H202V263H201ZM215 264H216V262H215ZM219 264H220V263H219ZM244 264H245V263H244ZM249 264H251V262H250ZM258 264H259V263H258ZM263 264H264V263H263Z\"/></svg>",
  "mask_w": 264,
  "mask_h": 264
}]
</instances>
